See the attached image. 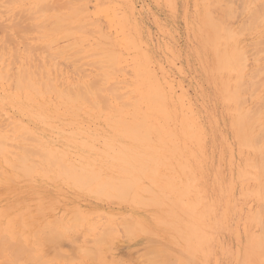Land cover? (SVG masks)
Masks as SVG:
<instances>
[{
    "label": "rangeland",
    "instance_id": "obj_1",
    "mask_svg": "<svg viewBox=\"0 0 264 264\" xmlns=\"http://www.w3.org/2000/svg\"><path fill=\"white\" fill-rule=\"evenodd\" d=\"M15 1L17 3H14ZM15 1L13 0V3H11L12 5H10V3H8V0L7 1L0 0V4H1V6H0V23H2L1 20H5V18H6L5 23H3L2 26L0 24L1 27H3L4 24H7L9 27H11L12 25L14 26V22L16 23V21H17L16 24L22 23L21 21H23V20H21L19 23V21L16 20V18L19 19V17H21L20 14L21 13L23 14L24 12L17 13V14H19L18 15L19 17L18 16L15 17L16 15L14 16V14L16 13V11L17 12L20 10L22 11V9L24 11L28 7H30V8H33L32 12H34V13H36V11L38 12V9L36 10V7L35 6L33 7V5H32L34 3V0H29V1L28 0H22V1L21 0H15ZM25 1H26V3H25ZM61 1L62 0H49V7H48L49 11L48 12H45V14H42L43 10L41 12L39 9L40 12H38V14L37 13L34 14L32 12L27 13L25 18L26 17L28 18V16H30V14L31 15L34 14L33 17L32 16L30 17L32 19V21H31V19L29 20L30 25L40 24L42 27H43V25L46 27L45 24L47 22L53 25L52 21H51L52 22L51 23V22H49L50 20H48V21H45V20L47 17H51V16H53V14H56V12L58 14H59V12L61 13V11L63 10L62 7L65 5V4L63 5L62 3H64V2L66 3V0H63L62 2ZM67 1L69 2V5H71V6H69L68 2H67L66 7H68V6L72 7L75 10H77L79 8V10H77V12H79V14L76 13L77 16L75 15V17L73 18L72 21L74 23L71 26L73 28L76 27V29L78 28L80 32H86L84 30L89 31V29L92 30V32H88V33L86 32V34L85 33L83 34V33H80L79 31H77L78 29L76 31H74L75 29L71 30V28H70L69 31L71 33L67 31L69 33L67 36H65V33L63 34V36L60 34H55V35L51 36L50 38H48L47 40H45L43 38V33H41L42 32L41 28H39V29L37 28L38 31H41L40 36L42 39L39 40L40 37L38 35L39 32L36 33L37 30L36 31L34 30V33H32L33 31L29 33L28 31H26V28H25V31L22 30V32L20 31V33H19L18 31H13L14 30L13 26H12L13 30L11 29L10 31H8L9 27L6 25L8 30L6 28H5V30L8 31V36H9V34L12 35L10 37H12V43H14L13 45H15V43L18 42L16 45L19 47H17L15 45V47L17 48L15 50L16 55L14 53L13 54L16 58L18 57L17 60L16 59L15 60H16V62L19 60L20 64L18 62L15 63V61L13 60L14 56L12 55V49H15V47L12 48L11 47L12 45H9L7 43L9 41L7 39L8 41L6 42V47L8 49L4 48L6 50V53H5V50H3V49H1L2 51L0 50V52L2 53V59H0V69L4 65H6L3 68V69H5L4 71L2 69L0 70L1 75H2V73L6 74L8 72V70L11 69L10 67H12L11 74H14V71H15L14 69H16V67H17V69H19V68H22L23 66L26 69L29 68L31 71H33L35 68L34 72H36V70H37V72H38V70H40V72H38V74L40 76L43 74L42 69H44V71L45 70L47 71V72L46 71L44 72L45 75L47 74L46 75L47 78L51 77V78H54V80L57 78V80H59V82L61 81L63 83H66L67 81H70V80L73 81L74 78H76L78 80V79L82 78L83 77L82 75L85 73H86L85 77H87V75L90 77L91 75L96 74V73H97V75H99V74H101V70H100V68H98L99 65L95 61H97L98 58L101 57L100 52L102 51V49H100V47H102V48L105 47V48H110L112 51L114 50V52L116 51L115 54H116L118 66L117 65L114 66V69H116L117 71H120L118 69H121V71L120 72L115 71V72H117V75L120 78L124 77L125 80L129 83L130 79L133 77L132 76V69L134 68L135 64L137 62L144 61V63L147 64L149 72L151 74L157 76V78H159V80L161 81V84L163 86L164 91H168L169 97L171 98L173 103L179 102L177 104V109L174 113H176L180 116H178V118H177L173 115V119L169 120L170 125H172V128L175 131L174 141H175L176 145L178 146L179 150H178V153L173 157H171V156L159 157L158 156V158H157V156L155 154H153L152 156L155 155L154 157H156L157 160H156V158H154L152 156H150V158H149V156H147V157L144 156L145 158L144 157L141 158L140 155H135V154L131 155V157H130V155L129 156L127 155L125 157V155H122V153L120 152L122 149L125 153H128L126 151V149L128 150L131 147L137 148L138 145H140L139 143L133 142L134 140H132L134 134L136 133V130L140 131L141 133L148 131V135L146 136V138L150 142L149 145H151V146L153 145L152 147H156L157 142H159L160 139L163 137H164L163 138L164 139L163 145L168 146V144H167V140H168L167 136L168 135H166V133H167L166 128H161L163 125L160 126L159 123H157L159 117H158V114H156V113H153L154 118H155L154 121L157 120L155 123L160 128L156 124H153L154 123V121H153V122H151L152 126L151 125L147 126L148 128L145 126H144L145 128L143 126H141L142 128L140 127V128L135 129L133 127L129 128V126H125V127L120 128L116 125L114 126L113 123H111L112 119L109 116L119 114L118 111L117 112L116 111L113 112V110L92 111L93 113H91V111H90V114H93V117L89 113H85L84 111H81V114H79V112H76V114L74 113L76 115L75 120H74V118H73L74 116L71 115V112H69L70 114L67 115L68 113L65 112L64 110H59L58 113H55L56 117L55 116L54 117L55 118L59 117L60 120L64 116H66V119H67V117H69L67 120L65 118H64V120L62 119L61 124L64 121V123L66 124V126H65V124L61 125L60 123H58L59 119H57V121L55 120V118L53 120L51 119V122H49L48 119H46V118H49V115H54V114H51L52 112L49 113V115H48L47 111H46V113L43 111H39V114H37L38 111H36V110H40V109H36V110H30L29 112H25V114H23V112L21 113L20 111H18V109L16 110V108L11 107L8 103H7V105H9L8 107L4 106L3 102H1V99L5 100L7 98V97H5L7 93L9 95L13 94L17 89H15L16 86L14 85L13 81L11 84H13L14 87L10 86V88H9V85H11L10 84L11 80H10V81L6 82V91H5L6 93H5L4 89L2 91L3 87L1 86V83H0V95H1V93L3 95V96H0L1 97L0 98V103H1L0 114L1 115L3 114L2 118L4 120L8 119V121H4L1 118L5 125L2 124V120L0 119V126H2L3 128L5 127V130H3L2 128H0V130L2 129L1 131H3L1 133L2 136H4V137L6 136L5 137L6 141H8L12 138L14 139V141L10 140L7 143L5 141H3V145H5L4 148H7L8 151H11L10 153H13V155L11 156V154L8 151H5V153L1 156L0 165L2 164L3 166L2 165L1 166L4 169H8V168L10 169V163L9 164L5 163L4 159L8 160L9 162H13L15 160L14 157L16 155L22 154L21 152H19V149H17L19 152V153H17V150H15L16 146H20L21 148H24V147L28 148L29 145H27V146L23 145V144H25L26 141L28 144H30V149H32V150L35 149L38 141H41V143L44 141H51L55 146H57V148H56L57 150H59V151L61 150V152L62 151L67 152V154L69 153L68 156L72 155L71 157L69 156V158L67 155H66V158L65 157L60 158L59 161H61V163L58 161L59 158L57 159V161L59 163L55 159H50V161L48 162L42 158L40 151L38 152V150L41 149L40 146L42 147L43 143L41 145L38 144L39 146L36 147V149H37V152L39 153V155H36L37 152L35 151V153H33V154H35L36 156L35 155L30 156V158L33 160V162H36L37 167L40 166L39 168H42L41 169V171L43 170L42 172L39 170V168H37V170L34 171L29 176L28 180L24 178L25 176H23V179H22L21 176L16 177L14 174H12V176H11L12 180L11 181H13V178L15 176V180H14L15 184H13V183L11 184L10 179H9V183H7V185H5V183L8 182V178H7V181L4 183L5 178H3L0 175V182L4 183L5 188H6L4 190V188H3L4 185L3 184H1L3 186L0 185L1 186L0 188H3V189H0V192H1L0 194L3 195L0 197V200L2 199V201H0V219L3 220V221L1 220V222H0V228L1 227L6 228L8 225H11L13 222V218L17 215H21V216H23V219L27 224L30 225L31 221L34 222L32 224L33 226L30 225V227L32 228V229L30 228V233L37 238L43 237L45 235V234H43V236H42V232H45V233L48 232L45 229L47 226H49V227H47L48 230L53 229V227H54V229L56 231H58L57 233H55L56 235L58 233H60V231H62L61 234L65 233L66 234L65 239L62 242H68V243H64L63 245L66 246L67 249L71 250V251H69L70 253L67 252L65 254V256L70 258L71 256H69V254L73 255L72 259H74L75 261L73 260L74 262H72V263L69 261H65L66 258L64 259L63 258L64 255L62 254L61 258H63L64 260L63 259L60 260L58 258H53V259L50 258L49 262L51 260L54 261V262L53 261L50 262V264H85V263L86 264H96V263L97 264H117V263L120 264V262H121V264H153L154 261H158V262H156V264H163V259H165L166 256H165V258H163L164 256L163 257L158 256L159 258H157L155 260V258H153L152 255H149V253L150 252L152 253V251H153V249H150V248L154 247V246L158 247V249L155 248V251L153 253L156 252V254L157 253L160 254L162 251H163L162 253H164V251L166 250L164 255L167 252L169 253V255L171 254L172 256L170 258H172V259L175 258L177 260L176 262L174 261L173 264H175V263L176 264H187V263L188 264H264V249L259 244V240H260L259 238L260 237L264 238V224L261 223L262 227L260 225H258V223L260 222L259 221L260 219L258 220V218H261V221L263 220L262 222H264V212L259 213V211H261V210L264 211V209L262 207V205L264 206V199H262L263 198L262 196H264V193H263V195L259 194V193H261V191L263 192V190H264L263 189L259 192L260 188L263 187V186H261V184H262V182L264 183V174H263L264 172L262 173L263 179H261L262 178V177H260L261 174H258V172L256 170L257 168L254 169V163H256L255 159H257V161H258V156H257L256 152H254L255 149H253V147H250V145L248 143H246L248 138L245 139V137L250 134L249 131H252V128L254 127L252 125L254 120H256V122H257V124L255 125L256 127L264 126V115H263V113H264V107H263L264 102H262L263 101L262 97L264 95V84H263L264 79L262 81L263 82L262 84H258L259 82L257 83V81H256L257 79L255 81H252L255 79L254 76H253L254 79H249L251 73L254 72V70L258 71L260 69L259 67L264 65V50H262V49L253 50V46H255V45L251 46L252 43L257 44V42H260L262 39H264V21H259V22L255 23L254 25H252V27H250L251 30L247 29L248 31H246V29H244V27H246V26L249 27L248 23H246L247 22L246 19L249 16L246 12H244V10H245V7L248 6V4H250V0H227V1L226 0H216L219 3H217L216 1L214 3V0H67ZM224 1L226 2V4H224ZM9 2H12V0H10ZM210 3L213 5H211ZM262 3H263V0H255L253 2L255 7H260L262 5ZM61 4H62V7H61ZM223 4L226 5V7L225 6L221 7L222 8L221 9L222 14L223 13L224 14L226 13V14L225 15L221 14V15L225 16L228 19L224 18L225 20H223L222 16H220L221 20L219 21L220 17L218 16L219 18L218 17L216 18L215 16H217L216 14H218V13L220 14L221 12L216 13L215 11H218L217 9H220V7L217 8L218 5L222 6ZM77 6H79V7L77 8ZM231 6H232V9H231ZM60 7H61V11H59ZM80 7H82V8H80ZM211 7L213 9V12L211 11ZM228 7H230V8H228ZM234 8H236V9H234ZM227 9H229V10L227 11ZM28 10H29V8H28ZM221 10H219V11H221ZM241 10H243V11H241ZM4 11L9 12V13L5 14ZM224 11H227V12H224ZM27 12H29V11H27ZM237 12H240L243 15L238 14ZM39 13H41L42 15L40 14L41 15L40 16ZM236 13L239 16H237ZM227 14L230 15L229 16L230 18L228 17ZM24 15H25V13L23 14V18H24ZM235 16H236V18H235ZM8 17H9V20H7ZM35 17H37L36 18L37 20L35 19ZM38 17H40V18L38 19ZM231 17H232V19H231ZM25 18H24V20H25ZM209 18L214 19L215 21L219 22L220 24H221V22H223L220 25V26H223L222 30L219 32L218 35H216V37L210 43H209V41H207L208 32H209L207 20ZM243 18H245L244 20L246 22L243 20ZM43 20H44V24L42 25L41 22ZM93 21H95V24H92ZM25 22L22 24L23 27H26V25H25L26 23L28 25V22H26V23ZM248 22H249V25L252 24L253 19H248ZM11 23H12V25H11ZM48 23H47V25H48ZM89 23H91L92 25L91 24H90L91 26L88 25ZM227 23H229V24H227ZM244 23H246L247 25H245ZM80 24H81V26L84 24H86L87 26L86 25L82 26L81 28L84 27V29H81L82 30L81 31L80 27H79ZM134 24H136L137 27ZM30 25H28L27 27H29ZM52 25L47 26L48 28H46V30L50 29L52 27ZM99 25H102L101 28ZM239 28L244 29V30L241 29L242 33L239 32V30H240ZM31 29H32V27H31ZM100 29H101V32H100ZM2 30H3V28H2ZM5 30L2 32L0 31V36L2 37V38L0 37V40H1L0 45L2 43H5V41H4V40H6L5 36H7L6 35L7 32H5ZM223 30H224V33L222 32ZM249 30H250V32H249ZM50 31H52V30L50 29ZM94 31H96V32H94ZM3 32H5V33H3ZM16 32H18L19 37L15 36V39H14V35L17 34ZM23 32H26L27 34H22ZM67 32H66V34H67ZM237 32H239V35L236 36V34H238ZM225 33L226 34L228 33V34L225 35ZM231 33L235 37L231 38ZM28 34H30V35H28ZM80 35H82V36L79 37ZM22 37L25 40H23ZM26 37L27 38H35L36 37L37 40L36 39H33V40L29 39L28 40V39H26ZM37 37H39V38H37ZM61 37H62V39H61ZM68 37H70V38L72 37L71 41H70V39L67 40L68 42L64 41ZM226 37H229V38L227 39ZM18 38H22V41H26L27 46L30 45L29 48H31L32 45L35 48V45L37 46L39 44H41V45H39L38 48L43 47V45L47 46L49 49L47 47H45V48H46V50H49V51H47V52H49V54L46 51H44L45 50L44 47H43L44 53L42 51H40L39 49L38 50L34 49V50L39 51V53L37 51H35V54H36L35 56L38 58V60H36V62H34L35 56L31 57V58L29 56V55L34 54L33 51L31 52L32 54H29L25 48V53H24L23 50H24V47H26V46L23 47L22 46L23 44L20 45V43L22 41ZM75 38H77V39H75ZM125 38L130 40V42L132 43L131 45L133 47H128L126 44H124ZM218 38H219V41H218ZM13 39L16 42H13ZM104 40L105 41L107 40V41L105 42ZM80 41H82V42H80ZM26 42H23V43L26 45ZM64 42L66 45H69L68 47L75 46L76 48H78V50L82 49L83 50L82 52H85L86 54H78L75 51L76 48H69V50H67L68 47L65 46ZM72 42L74 43V45H72ZM9 43H11V40ZM44 43H46L47 45ZM69 43H71V44H69ZM63 44L66 47V49H65L66 52L64 50H62V48L64 47ZM261 44H262V41H261ZM263 44H264V40H263ZM51 45H53V46L51 47ZM109 45H111V46H109ZM57 47L59 49H57ZM60 47H61V49H60ZM215 47L219 48V51L222 52V55H225V54L232 55L236 51L239 52V50L244 52V53H242V52L238 53L237 52V54H238L237 57H239L241 60L245 54V56H247V57H244L243 60H244L245 64L247 63L246 64L247 67L244 66L245 65L244 63H241V62H243V60L240 62V60L238 59L239 60V62H238L236 60L237 58L235 57L234 60H236L238 62L239 66L241 65L240 67L236 64L233 65V63H234V60H233L232 65L235 68L232 66L234 68V70H233V68L229 70V66L231 63V60H230L226 65L222 66L221 71L217 70L216 55L214 52ZM1 48H3V47H1ZM42 53H43L44 57H45V53H46V54H48V56L50 55L51 58L55 57L58 54L53 59V60H55L53 62L54 63L56 62L59 64V62L61 63V61H63V60H65L66 62L68 61L67 65L70 68H71V66L69 63H72L71 59H74L75 57H77L76 54H78V56L79 55L81 56V59L79 61L80 64L72 63V69H74L73 64L76 66V65H81V63L82 64L85 63V66H83L84 65L83 64L82 65L83 67L80 66L81 69H79L82 71V69L84 68V72H82L83 74L81 75V73L76 72L74 69V72H76L77 75H79V77H78L77 75L74 74V72L70 73L73 70L70 69L69 67H67V69H68L67 70L66 68H64V65L57 66L56 63L54 65L52 60L51 61L49 60L48 56H47L48 59H47V57H45V59H47L49 61L47 63L48 65H46V64L44 65V62L46 63L47 61H45L44 57L42 56ZM61 53H62V55H61ZM63 53H65V54H63ZM69 53H70V55L72 54V57L68 56L70 61L68 59L66 60L64 58ZM74 53H75V57H73ZM59 54H60V56H59ZM88 54H91L92 56L88 55ZM99 54H100V56H99ZM4 55H5V57H4ZM140 55L142 58L140 57ZM39 56L42 57V59ZM82 57H83V59H82ZM84 57H87V58H84ZM90 57H91V59H90ZM0 58H1V56H0ZM6 58H8V59H6ZM5 59H6V63H4ZM76 59L77 58H75V60ZM10 60L14 62L15 67H13V64H12L13 62H10ZM21 60L22 61L25 60V64L27 66L24 64V62H23V66H22ZM29 60H31V62ZM254 60L258 61V63H255L256 61H254ZM38 61H42L41 62L42 63V65H41L42 69H40V67H38L39 66L38 63H40ZM65 61H63L64 64H66ZM91 61H92V65L86 66V64H88L89 62L91 63ZM145 61H147V62H145ZM253 61L255 64H253ZM76 62H78V61L76 60ZM10 63H11V65H9ZM30 63L33 66V67H31L32 69L29 67V65H31ZM63 63H61V64H63ZM249 63H250V65H249ZM93 65H95V66H93ZM237 66H238V68H237ZM55 67H58V70ZM62 67H63V70H62ZM94 67L97 69H95ZM51 68L53 69L52 70L54 73L53 76L51 75V74H53L51 72ZM76 68L78 69L79 67L77 66ZM230 68H231V66H230ZM256 68H257V70H256ZM17 69H16V71H17ZM69 69L71 70L70 72H68ZM85 69L87 71H85ZM98 69L100 70V73H99ZM150 69H151V71H150ZM249 69H253V70L251 71ZM261 69L264 70L263 67H261ZM11 70H9V71H11ZM56 70L58 71V73ZM241 70H243V72H241ZM62 71H63V74H62ZM126 71L129 72L130 74L127 73ZM237 71L240 73L241 78L246 74H247V77L244 76L243 77L244 79L243 78L238 79L240 77L237 75L238 74ZM262 71L260 70L259 74L264 75V72L261 73ZM8 73H10V72H8ZM56 73H57V75H56ZM70 74H71V78H73V79H71L69 77ZM256 74H258V72L254 73L255 76H256ZM58 75L60 76L59 79H58ZM252 75H253V73H252ZM94 76L97 77L96 75H93L91 77H94ZM248 76H249V78H248ZM259 76H256V78ZM61 77H62V79H61ZM253 77H251V78H253ZM263 77L264 76H262V78ZM244 80L252 81V83L256 82V84H258L261 88L259 90L256 89L258 91L255 94L254 93L255 91L254 92L252 91L255 89V86H253L255 83L252 84L251 82L248 81L249 83H246V85L248 84L247 85L248 87L244 88V85H245ZM239 81H241L240 84L244 83V85H242L243 88L241 86H239L240 87L239 90L241 91V94H242L241 89H244L243 92L247 91V93L244 92L245 94L243 96L239 95L240 91H237L238 87L235 85V84L238 85ZM242 81H244V82H242ZM1 82H2V80H1ZM249 84L252 86V87L250 86V88H252V89L249 88ZM247 88H248V90L251 91L250 95H249V91L247 90ZM12 89L13 90L15 89V91H12ZM233 91H234V93H232ZM174 93L176 95H174ZM247 95H249V96L253 95L254 98L252 97V99H251ZM173 97H176V98H173ZM243 97H245V99H243ZM248 97H249V100H248ZM177 98L180 101H178ZM261 99H262V101H261ZM236 100H237V102H236ZM259 100L263 103V106H262L263 110H261V111H259L260 110V104H261L259 102ZM172 101H171V104L174 106L175 104H173ZM235 102L237 103L236 105H235ZM239 103L242 105V107H241V105H239ZM256 103L259 104V108H257ZM178 107H179V109H178ZM9 108H11V109H9ZM12 109H14V110H12ZM142 109L144 110V108H142ZM255 110H257V111H255ZM30 112L36 116L41 115L44 117V115L45 116L48 115V117L42 118L40 116L41 119H43L44 121L40 120L38 118L39 116L36 117L40 121L39 123H42V125H41L38 123L37 119L31 120V118H30V120H29V117H31V116H29V115H31ZM59 112H61L60 113L61 115L63 113L64 116L63 115H62L63 117L61 115L58 116ZM183 112H184V114H183ZM260 112H262V113H260ZM100 113H102L100 120H99V118H97V120H96L94 116L95 115L98 116ZM130 113L133 114L134 112H131V111L125 112V114H130ZM138 113L139 112H137L136 114H138ZM239 113L241 114V116H243V113H244V118L247 116L248 119H250V120L252 119V117L253 118H254V116L256 117L253 121L251 120L249 122L250 124L247 122L249 124L247 127H250L251 130L247 129V127H246L245 122L247 120L244 121L245 119H247V117L243 120L244 122L240 121V120H239V124L237 123L238 120L236 122V119L238 118ZM24 115H25V117H23ZM86 116H88V117H86ZM181 117L182 118L183 117H190L191 118V122L196 126L195 132H197L196 136H197L198 141H196V142L192 141L191 142V140H187L185 138L186 132H185V128L182 124V120H181L182 118ZM77 118H81V119L85 118V119H83L84 121H82L80 119L82 121V124H81V121L80 120L78 121ZM89 118H90V120H89ZM240 118L242 119V117H240ZM69 119H73V125L75 124L74 126H77V127H74L72 125V127L69 128L71 126V124H69V122H68V121H71ZM109 120L111 121L110 122L111 125L109 123ZM25 121L27 123H30V125H28ZM52 121H53V123H52ZM43 122L46 124V127H45V124H43ZM67 122H68L69 126L67 125ZM77 122H78V124H77ZM241 122L244 123V125H245L244 129L246 128L245 130L242 128ZM11 123H13V125ZM15 123L17 125L20 124V126L21 125L23 126L24 137H23V133L19 132L20 127L14 125ZM108 123H109V125H108ZM236 123H237L238 128L235 126ZM9 124H10V126H9ZM33 124H35V125H33ZM59 124L61 127L59 126ZM240 124H241V126H239ZM97 125L99 126V128ZM6 126H8L9 128L12 127V130L11 129H10L11 131L9 130L11 134L9 133V131H7L9 128L8 127L6 128ZM41 126H42V128H41ZM50 126H51V128H50ZM150 127H151V129H150ZM239 127H241V128L239 129ZM256 127H254V128H255V132L257 133L258 131H260L261 128L256 129ZM15 128H17V130H15ZM44 128H47V129H44ZM56 128H58V129H56ZM59 128H61V129H59ZM74 128H77V129L74 130ZM78 128L79 129L82 128V129L80 131H78ZM84 128H85V130H83ZM33 129H34V131H33ZM67 129H68V131H67ZM134 129H135V131L132 132ZM143 129H144V131H143ZM58 130H59L60 134H59ZM63 130H64V136H61V135H63V132H61ZM71 130L73 131V133L75 131V133L73 134ZM26 131H28V133H30V136L34 137V139L37 138L36 140H38V141L36 142L34 139H32L33 142L34 141L36 142V143L35 142L32 143V142H28V140H25V139H28V138H25L28 135V133ZM52 131H54V132H52ZM82 131H84V132H82ZM138 131H137V134L140 133ZM14 132H15V134H13ZM38 132L40 135L36 134ZM44 132H45V134H47L49 140H46L47 137L44 134ZM57 132L59 135L57 134ZM105 132H107V134H105ZM242 132L244 133V135ZM245 132H246V134H245ZM7 133H9L10 135ZM117 133L120 134L121 136L118 135ZM123 133H124V135H122ZM163 133H165V134L163 135ZM21 134H22V137L24 138L23 141L25 140L24 143L21 141L22 137H21L20 141H19V139H16L17 136L20 138ZM56 134L60 137L58 138V136H55ZM80 134H82L81 137H80ZM90 134L93 135V138L94 137L95 138L93 139ZM125 134H127V135H125ZM159 134L162 135V137ZM67 135H69V136H67ZM72 135H75V136L77 135L76 138L79 137L80 139H84L83 141L85 143L83 145L88 146V147H86V149H88V148L90 149L93 147L91 149V150H93V149H95V147L96 148L98 147V149H96L98 151L97 152L93 151L94 153L91 152L90 150L87 151L86 149H84L85 146L83 147V145H79V144H76V145L74 144V146H76V148H80V149L82 147L81 150H83V151H80V149L76 150L75 147H74L75 149L74 148L72 149L73 143H70L68 140H66L67 138H69ZM105 135H109V138L106 137ZM110 135L114 139L111 138ZM113 135H115V136H113ZM117 135L120 136V138L122 140ZM240 135H242L241 139H240ZM39 136H41V138ZM243 136H244V140H242ZM98 137H101V138H98ZM55 138H57L59 142H55L56 141ZM64 138H66L65 141L62 140ZM103 138H105V140H106L105 142H104ZM52 139L54 140V142L52 141ZM91 139H93V140H91ZM130 139L132 141H130ZM262 139H264V138H262ZM89 140H91V141H89ZM127 140H129V141H127ZM66 141L69 143V145ZM120 141H121V143H120ZM241 141H243L244 143ZM87 142L89 145L87 144ZM106 142H107L108 146L105 145ZM108 142H109V144H108ZM11 143H12V146L15 147V149H14V147L11 146ZM60 143H61V145H60ZM96 143H98V144H96ZM122 143L124 144V146ZM31 144L34 145L35 147L31 146ZM57 144H59V145H57ZM62 144L65 146H63ZM118 144L120 146L122 145V147H124L125 149L122 147L119 148L120 146ZM135 144H137V145H135ZM244 144L246 145V147L244 146ZM7 145L10 146L11 148L7 147ZM90 145L92 147H90ZM101 145H103L104 147L106 146L108 149L105 148L106 149L105 150L104 147ZM109 145L113 146L112 149H111V147H109ZM116 145H118L117 147L120 149V151L117 150L118 148L116 147ZM61 146L65 147V149L68 147V150H70V151H67V149L65 151L64 148L63 149L61 148ZM20 147H17V148H20ZM257 147H259V148L263 147L264 148V141H262L260 144H258ZM43 148H44V145H43ZM101 148H102V152H104L103 150H105V152H107V153H105L106 155L104 153L103 154L98 153L101 151ZM71 149L74 151L72 152ZM109 149L111 151H113V153H111V151H109ZM114 150L117 151V152H115L116 157L114 156L115 155ZM256 150H258V149H256ZM21 151H23V150H21ZM86 151H87V153L89 152L90 155L96 154V156L91 155V156H89V157H92L91 159L90 158L81 159V161H80L79 160L80 157L77 158V156L81 155L80 152H83L84 154L88 155L86 153ZM118 151H119V153H118ZM14 152L16 155H14ZM29 153L32 154L31 152H29ZM98 154L100 156H98ZM107 154H109L110 156ZM112 154H114V155H112ZM129 154H130V152H129ZM103 155L108 160L107 166H105V164H107L106 160L105 159L102 160L104 158ZM3 156H6L8 159L3 157ZM135 156H137V157L140 156V157L136 158ZM39 157L42 159L40 160ZM73 157L74 158L76 157V158L73 159ZM99 157H102V159ZM127 157L131 158L132 160L134 159V161H136V160H140V161H136V163H135L131 159L128 160ZM94 158L96 160L98 158V160L96 161ZM115 158H118L117 162H116ZM120 158H121V160L123 159L122 162L124 164L125 163H128V164H125L126 165L125 166L123 163H120L121 162ZM163 158H167V159H163ZM93 159H94L95 163L92 162ZM110 159L112 160V162L114 163L115 166L112 164ZM153 159H155V160H153ZM158 159H161V160H159L160 162L158 161ZM162 159L165 161H162ZM75 160H77L81 166L84 165L86 168H88L87 164H89V169L93 168V166H90L93 164L94 169H92V170H95L96 172H98L97 170H99V168L102 169V170H100V171H102L101 176H103L104 178H108V175H109V177H111L112 179L114 177H115L114 179H118V178L123 179V180L120 179V181L118 179V182L119 183L121 182V185L123 184L122 186L125 187L124 189H125L126 193L123 194L124 197L121 194H119L117 191H111V193L109 195H105L102 192H97V193H93V195H94L93 196L92 193L89 192L88 190L83 189V191H82V188L80 189L79 187H77L74 184V180H72L70 182V179H68L66 176H68L67 175L68 169H70L71 167H72V169L77 168V166H74V164L77 163V162H74ZM82 160H84V161H82ZM87 160L88 161L91 160V164L89 163L90 161L88 162ZM118 160H119V162H118ZM42 161H43V163H42ZM103 161H105V162L103 163ZM109 161L111 163H109ZM150 161H152V162H150ZM50 162H51V164L54 163V167H51V168L49 167ZM71 162H74V163L72 164ZM81 162L84 164H82ZM40 163H42V164H40ZM67 163H69V164L67 165ZM129 163H130V165H129ZM131 163H132V165H131ZM220 163L222 165H220ZM59 164H63V166H59ZM137 164H139L142 168H138L139 165H137ZM156 164H157V166H156ZM80 165H78V166H80ZM84 166H83V168H85ZM129 166H130V168L128 169ZM95 167L96 168L99 167V168L96 170ZM109 167L111 170L109 169ZM133 167L135 168V170ZM147 167H148V169L146 170ZM158 167H160V168H158ZM119 168H121V169H119ZM124 168H126L127 170H124ZM136 168H137V170H136ZM58 169H59V171H58ZM143 169H144V171H143ZM103 170H105L104 171L105 173H103ZM109 170L111 173L110 172L107 173V171H109ZM113 170L114 171L116 170V171L114 172ZM118 170H119V173H118ZM138 170H139V172H138ZM140 170L142 171V173H140L141 172ZM161 170H163V171H161ZM173 170H174V173L173 172L171 173V171H173ZM48 171L49 172L51 171V172L48 173ZM100 171H99V174H100ZM262 171H264V169H262ZM43 172H45L46 174H42ZM124 172H127V173L129 172L130 174L128 173V175H127ZM134 172H137V173H134ZM147 172H149V173H147ZM181 172H182V174H181ZM58 173L61 175V177H59L60 175H56ZM139 173L142 175H140ZM64 174H65V176H64ZM114 174H116V175H114ZM50 175H52V176H50ZM43 176L45 178L42 179ZM127 176H129V177H127ZM137 176H138V178H136ZM65 177L67 179L66 181L64 179ZM163 177H164V180H165V178L167 180L164 181L163 179H160ZM258 177H260L258 179V180L261 179L260 181L256 180ZM52 178L54 179L53 181H52ZM59 178H61V179H59ZM130 178H131V180H130ZM133 178L135 179L136 182L139 181L138 185H136V183L134 181H132V180H134ZM168 178L172 179V181H169ZM24 179H25V181H24ZM38 179H40V180H38ZM124 179L130 180V181H125ZM221 179H222V181H221ZM17 180L18 181L20 180V181L18 182ZM15 181H17V182H15ZM47 181H49V183H47ZM62 181H64L65 183ZM148 181H149V183H148ZM167 181H169L171 183H168ZM26 182L27 183L29 182V184H30V182L33 183L32 185L30 184V186H32V187H30L29 184H27ZM44 182H46V183H44ZM116 182H117V180H116ZM259 182H260V184H259ZM36 183L38 185H36ZM40 183H41V185H40ZM119 183H118V185H120ZM125 183H127V184H125ZM129 183H130V187H129ZM21 184H26L28 186H26V185L23 186ZM60 184H61V186H60ZM71 184H72V186L75 185L74 188L71 186ZM9 185H10V187H8ZM19 185H21V186H19ZM54 185H56V186H54ZM18 186H19V188H18ZM52 186H53V188H52ZM69 186L72 189H70ZM189 186H191V187H189ZM28 189H30V190H28ZM73 189H74V191H72ZM128 189L131 191H129ZM132 189H133V191H132ZM148 189H151V191L153 190L152 191L153 193L150 194L151 191ZM156 189H157L158 193L156 192ZM8 190L9 191L11 190V191L9 192ZM75 191H77L78 193ZM142 191H144L145 193H146V191H149V192L144 194V192H142ZM83 192H85L86 194ZM11 193L13 196L11 195ZM32 193L36 194V197H34L35 195H33ZM115 193H116V195H115ZM129 193H130V195H129ZM18 194L19 195L21 194L22 196H18ZM5 195H7V197H4ZM117 195H119V197L121 199L123 198L124 201H123V199L119 200ZM29 196H31V197H29ZM95 196L96 197L98 196L99 199L97 198L98 199L97 200L95 198ZM115 196H117V197H115ZM28 197H29V199H28ZM108 197H110V198H108ZM34 198L36 199V201H35L36 203L34 202V200H35ZM105 198L106 199L108 198L107 201ZM146 198H148V199H146ZM163 198L164 199L167 198V199L164 200ZM259 198H261V199H259ZM26 199L28 200V202H26L28 205L22 204L24 201H26ZM102 199L103 200L105 199L104 201H106V202H104ZM10 200H11V202H10ZM22 200H24V201H22ZM41 201H42V203H40ZM171 201H172L173 206L171 204ZM1 202L3 203V205L1 204ZM43 202L45 205L43 204ZM149 202H151V203H149ZM4 203L7 206H5ZM14 203H19V204L16 205ZM33 203H35V204L33 205ZM136 203L137 204L139 203V204L137 205ZM261 203H262V205H261ZM10 204L15 205L17 210L15 208H13V206H11ZM20 205L22 206V208ZM98 206H100V207H98ZM135 206H136V208H135ZM141 206H143V207H141ZM10 207L12 209H10ZM18 207H20V208H18ZM6 208H7V210H6ZM34 208H36V210ZM50 208H51V210H49ZM23 209H25L26 211ZM31 209L32 210L34 209L35 211L34 210L32 211ZM37 209H39L40 211L38 210L39 211L38 212ZM5 210L7 213L4 212ZM30 210H31V212H29ZM132 211L134 213L138 214L139 217L133 216ZM167 211L168 212L170 211V212L168 213ZM37 212H38V214H37ZM73 212L74 213L76 212V213L74 214ZM111 212L118 213V214H116L117 217H121L122 219L117 218L115 216V217H113L114 219H112V217H110V220H109V217L106 216V214L111 213ZM137 212H140V213H137ZM163 212H166L165 213L166 215H164ZM175 212H176V214H174ZM23 213H24V215H23ZM25 213H26V215H25ZM77 214H78V217H76ZM168 214H169V216H168ZM173 214H174V216H172ZM41 215H42V217H41ZM118 215H121V216H118ZM175 215H177V216L175 217ZM185 215L186 216L188 215V216L186 217ZM26 217H29V219L31 217L32 220L30 219L31 220L30 221V220H28V218L26 219ZM73 217H74V219L76 217L77 220L74 221V219H73V221H72ZM255 217H256V221H255ZM41 218L44 219V221L43 220L40 221ZM133 218L137 219V221H135V223H133V220H132ZM70 220L73 223H71ZM78 220H80V221L78 222ZM120 220L123 221L124 223H120L119 222ZM127 220L128 221L131 220V221L128 222ZM54 221H56V223H57V221H59L60 222L58 224L59 226H57V224L55 225ZM68 221H70V223H68ZM82 221H84V223ZM125 221H127V222H125ZM153 221L156 225H154ZM161 222L165 223L166 225L161 223ZM173 222L174 223L176 222L175 223L176 225H174ZM35 223H36V225H35ZM45 223H46V226L44 227ZM51 223H53V224H51ZM92 223H95V225H93ZM125 223L126 224L130 223V224L126 225ZM74 224H76V225H74ZM90 224H92L94 226V229H92L93 227ZM103 224H107L108 227H110V229L112 227L113 230L111 231L109 229L110 232L107 235L108 237L110 236L109 239L107 238V241L110 240V242H109L110 245L107 246L108 248H106V252H105V250H103V251L100 250L99 252L95 251V253H97L95 255H97L96 257L98 258V259H96V261H94L95 259H93V258H95L94 257L95 255L93 256L92 255L93 253H91L92 256L90 255V252H94V251H92L94 249L89 251L88 255H84L83 252L80 253L79 248L76 249V247L78 245L74 246L73 244L69 243L72 238L76 239L78 237H81V238L77 239L80 241L81 245H82V243H85V244L87 243V245L93 246L95 244L94 243L95 240L93 243L89 242V241L91 239H96V237L99 235V232L101 231L100 229H98V226L99 225L102 226ZM135 224L140 229H138ZM71 225H72V227L75 226V227H73V230H75V232L78 233V236H77V233L72 231V229L70 228ZM77 225L78 226L80 225L79 226L80 228ZM163 225H165V226H163ZM167 225H168V227H167ZM126 226H128V227H126ZM132 226H134V227H132ZM143 226H145V228ZM184 226H186V227H184ZM43 227H44V230H43ZM81 227H83V228H81ZM129 227H130V229H128ZM131 227H132V229H131ZM125 228H127L128 230ZM146 229L147 230L149 229V233H151L150 231H152L153 232V233H151L152 235L147 234ZM3 230H7V229H3ZM41 230H42V232H41ZM67 230L68 231L70 230V231L67 232ZM88 230H90V232ZM140 230H142V231H140ZM167 230H168V232H167ZM173 230H174V232H173ZM175 230H178V231L175 232ZM179 230H182V232H180ZM32 231H34V233ZM35 231L41 232V233H37L38 235H36ZM50 231L51 230H49V232ZM113 231H115V232H113ZM131 231H133V232H131ZM183 231H185V232H183ZM134 232H135V234L137 233L136 234L137 236H135V235L133 236L132 233H134ZM178 232H179V234L181 233L182 235H184L186 238H181L184 236L177 234ZM127 233L129 234V237H128ZM173 233H175V235ZM55 234H53V235L55 236ZM140 234L141 235L143 234V235L141 236ZM189 234H191V235H189ZM48 235H50V233ZM74 235H75V237H74ZM153 235H155V236H153ZM167 235H168V237H171V238L168 239ZM170 235H172L173 237L178 235L180 237L176 236L173 239V237ZM192 235H194L197 238L193 237ZM205 235H207V237ZM45 236H47V235H45ZM111 236H112V238H111ZM152 236L154 237L153 239H152ZM156 236H158V237H156ZM187 236H189V237H187ZM70 237H71V239H70ZM125 237H127V238H125ZM85 238L89 239V241L87 242V240H85ZM156 238L161 239V240H158ZM178 238H180V239H178ZM263 238H261V240H260L261 244H262V241L264 242ZM191 239H192V241H191ZM135 240H137V242ZM148 240L155 241L157 246L154 242H152L151 244H148V242H149ZM165 241H166V243L168 241L169 242L166 244ZM170 241H172L175 244H173L171 242L172 243V245H171ZM181 241L184 242V243H182L183 246H180ZM138 242H139V244H138ZM48 243L49 242H47V244ZM80 243L78 242L77 244H80ZM135 243H137L136 246H135ZM177 243H178V245H176ZM43 244L44 243L35 244V245L39 246V245H43ZM159 244H162L163 248ZM169 244H170V246H169ZM256 244H258V245H256ZM46 245L38 248L37 250H46V249L48 250V248H51L53 246L52 242L50 244H48L47 246ZM70 246H72V247H70ZM73 246H74V249H73ZM101 246L104 247L105 244H101L99 247H101ZM111 246H113V247H111ZM186 246L188 249L186 248ZM258 246H260V247H258ZM262 246H264V244H262ZM181 247L184 248V250L181 249ZM192 247L195 249L193 250ZM255 247H256V249H255ZM161 248L164 250H161V252H160ZM165 248H167V249H165ZM259 248L260 249L262 248L263 250L261 249V251H259ZM179 249H181V250H179ZM148 250L149 251L151 250V251L148 252ZM157 250H158V252H157ZM186 250H189V251H186ZM181 251H183V253ZM162 253H161V255H162ZM180 253H182L184 255H182ZM81 254H83L84 256L81 257ZM147 254H148V256H147ZM156 254H154V255H156ZM166 255H168V254H166ZM149 256L150 257L152 256V257L150 258ZM58 257H59V255H58ZM79 258H81V259H79ZM82 258H84L85 260ZM147 258H149V259H147ZM145 259H147V260H145ZM150 259H154L153 262ZM172 259H170V261H173ZM165 260H168V259H165ZM92 261H94V262L92 263ZM140 261H141V263H140ZM146 261H149V262L151 261V263H148V262L146 263ZM170 261L168 263H166V262L165 263L166 264H169V263L172 264V262H170ZM67 262H69V263H67ZM159 262H162V263H159Z\"/></svg>",
    "mask_w": 264,
    "mask_h": 264
},
{
    "label": "bare ground",
    "instance_id": "obj_2",
    "mask_svg": "<svg viewBox=\"0 0 264 264\" xmlns=\"http://www.w3.org/2000/svg\"><path fill=\"white\" fill-rule=\"evenodd\" d=\"M5 1H7V0H5ZM10 0H8V3H10V5H12L11 3H13V0H12V2H9ZM15 1V0H14ZM22 1V0H21ZM29 1V0H28ZM27 1V2H28ZM63 1V0H62ZM61 1V2H62ZM215 1L216 0H214V3H215ZM227 1V0H226ZM255 0H250V4H248V6H246L245 7V10H244V12H246L247 14H248V18L246 19V21L244 20L245 18H243V20L246 22V23H248V26L249 27H244V29H246V31H248L247 29H250L251 30V28L250 27H252V25H254L255 23H257V22H259V21H264V0H263V3H262V5L260 6V7H255V5L253 4V2H254ZM68 1L66 0V3H67ZM217 2V1H216ZM14 3H17L16 1L14 2ZM20 3V2H19ZM25 3H26V1H25ZM33 3V2H32ZM65 2L64 3H62L64 6L62 7V4H61V7L63 8V10L61 11V7H60V10L59 11H61V13L59 12V14L56 12V14H53V16H51V17H47L46 18V20L45 21H48V20H50L49 22H53V25L52 24H50V23H48V25H47V23L45 24L46 25V27L43 25L44 24V20L41 22L42 23V25H43V27L40 25V24H36V25H34V24H32V25H30V23H29V20L31 19L30 17L32 16L33 17V15L34 14H38V12H42V10H43V13L42 14H45V12H48L49 10H48V7H49V0H34V3L32 4L33 5V7L35 6L36 7V10L38 9V12L36 11V13H34V12H32V9L33 8H30V7H28L29 8V10H28V8L26 9V10H24L23 11V9H22V11L20 10V11H16V13L14 14V16L15 17H17L19 14H17V13H19V12H24L25 13V15H24V18H25V16H26V14L27 13H34L33 15H31L30 14V16H28V18L26 19L25 18V20H24V18H23V14L21 13L20 15H21V17H19V19L18 18H16V20H18L19 21V23H20V21L21 20H23V21H21L22 23H20V24H16L17 23V21H16V23L14 22V26L12 25V23H11V25L13 26V28H14V30H13V28H12V26L11 27H9L7 24H4V26L3 27H1L2 26V24L3 23H5V21H6V18H5V20H1L2 21V23H0L1 24V26H0V31L2 32V31H4L5 30V28L7 29V26L9 27L7 30L8 31H10L11 29L13 30V31H18L19 33H20V31L22 32V30L23 31H25V28H26V31H28L29 33L30 32H32V33H34V30L36 31L37 30V28L39 29V28H41V31H38L37 30V32L36 33H38V35H39V37H37V38H39V40L40 39H42L41 38V36H40V32L41 33H43V38L45 39V40H47L48 38H50L51 36H53V35H55V34H60V35H62L63 36V34L65 33V36H67L69 33L68 32H70L69 31V29L71 28V30H73V29H75L74 31H76L77 29H76V27L75 28H73L71 25L74 23L72 20H73V18L75 17V15L77 16V14L76 13H78L79 14V12H77V10H79V6H77V10H75V9H73L72 7H69V6H71V5H69V2H68V7H66L67 6V4H66ZM217 3H219V2H217ZM211 4V3H210ZM224 4H226V2L224 1ZM222 5V6H220V5H218V7L217 8H219L220 7V9H217L218 11H215L216 13L217 12H221L220 14L218 13V14H216L217 16H215L216 18L219 16H222L223 14H222V8L221 7H226V5ZM9 5V4H8ZM9 5V6H10ZM83 5V4H82ZM211 5H213V4H211ZM210 5V6H211ZM0 6H1V4H0ZM81 6V5H80ZM215 6V5H214ZM65 7V8H64ZM109 7V6H108ZM80 8H82V7H80ZM228 8H230V7H228ZM39 9H40V11H39ZM231 9H232V6H231ZM234 9H236V8H234ZM233 9V10H234ZM8 10V9H7ZM83 10V9H82ZM219 10H221V11H219ZM229 9H227V11H228ZM243 10H241V11H243ZM10 11V10H9ZM27 11H29V12H27ZM98 11V10H97ZM119 11V10H118ZM211 11L213 12V9H212V7H211ZM227 11H224V12H227ZM240 11V12H241ZM5 12V11H4ZM200 12V11H199ZM211 12V13H212ZM231 12V11H230ZM235 12V11H234ZM240 12H237L238 14H242V13H240ZM243 12V13H244ZM6 13H9V12H5V14ZM229 13V12H228ZM236 13V14H237ZM41 13H39V15H40ZM41 14V15H42ZM209 14V13H208ZM222 14V15H221ZM226 14V13H225ZM224 14V15H225ZM230 14V13H229ZM237 14V16H239ZM40 15V16H41ZM228 15V14H227ZM226 15V16H227ZM232 15V14H231ZM243 15V14H242ZM13 16V17H14ZM127 16V15H126ZM210 16V15H209ZM230 15H228V17H229ZM233 16V15H232ZM11 17V16H10ZM46 17V16H45ZM218 17V18H219ZM234 17V16H233ZM241 17V16H240ZM37 17H35V19H36ZM40 17H38V19H39ZM228 19V18H226L225 16H222V19L223 20H225V19ZM230 18V17H229ZM235 18H236V16H235ZM15 19V18H14ZM231 19H232V17H231ZM248 19H253V23L252 24H250L249 25V22H248ZM7 20H9V17H8V19ZM13 20V19H12ZM27 20V21H26ZM37 20V19H36ZM41 20V19H40ZM82 20V19H81ZM221 20V17H220V19H219V21ZM230 20V19H229ZM28 22V25H30L29 27H27L28 25H27V23L26 22ZM31 21H32V19H31ZM96 21V20H95ZM95 21H93L92 22V24H95ZM26 23L25 25H26V27H23L22 26V24L23 23ZM51 22V23H52ZM223 22H221V24H222ZM246 23H244L245 25H247ZM50 24V25H49ZM91 23H89L88 25H90ZM91 24V25H92ZM97 24V23H96ZM219 22H217V21H215L214 19H212V18H209L208 20H207V25H208V29H209V32H208V37H207V41H209V43L216 37V35H218L219 34V32L222 30V27L223 26H220L221 25ZM225 24V23H224ZM223 24V25H224ZM227 24H229V23H227ZM226 24V25H227ZM7 25V26H6ZM24 25V26H25ZM52 25V27L50 28L52 31H50V29H47L46 30V28H48L47 26H51ZM86 24H84V25H82V26H85ZM90 25V26H91ZM130 25V24H129ZM136 27H137V25L136 24H134ZM79 26V25H78ZM81 26V24H80V30L81 29H84V27L83 28H81L82 27ZM87 26V25H86ZM100 26V28H101V26L102 25H99ZM113 26V25H112ZM24 29H23V28ZM31 27H32V29H31ZM36 27V28H35ZM45 27V28H44ZM124 27V26H123ZM2 28H3V30H2ZM118 29V28H117ZM240 29V28H239ZM238 29V30H239ZM241 29H243V28H241ZM241 29L239 30V32H241L242 33V31H241ZM243 29V30H244ZM7 30H5V32H7V36H5L6 37V40H4L5 41V43H2L1 45H0V50L1 49H3V50H5V49H8L7 47H6V42L9 44V45H12L11 47L13 48V47H15V45L18 43H15V45H13L14 43H12V37H10V36H12L11 34H9V36H8V31ZM137 30V29H136ZM250 30H249V32H250ZM68 31V32H67ZM77 31H79V29L77 30ZM82 31V30H81ZM84 31H86L87 33L88 32H92V30H90L89 29V31H87V30H84ZM231 31V30H230ZM237 31V30H236ZM235 31V32H236ZM5 32H3V33H5ZM18 32H16L17 34H15L14 35V39H15V36L17 37L19 34H18ZM66 32H67V34H66ZM80 32V31H79ZM86 32H80V33H85L86 34ZM94 32H96V31H94ZM98 32V31H97ZM100 32H101V29H100ZM223 33H224V30L222 31ZM227 32V31H226ZM239 32H237L238 34H236V36L237 35H239ZM31 33V34H32ZM71 33V32H70ZM22 34H27L26 32H23ZM99 34V33H98ZM102 34V33H101ZM199 34V33H198ZM228 34V33H227ZM226 33H225V35H227ZM234 34V33H233ZM28 35H30V34H28ZM37 35V34H36ZM88 35V34H87ZM93 35V34H92ZM21 36V35H20ZM64 36V37H65ZM72 36V35H71ZM82 35H80L79 37H81ZM101 36V35H100ZM99 36V37H100ZM230 36V35H229ZM1 37V36H0ZM10 37V38H9ZM19 37V36H18ZM63 37V38H64ZM232 37H235V36H233L232 35V33H231V38ZM239 37V36H238ZM2 38V37H1ZM23 38V37H22ZM22 38H18V39H20L21 41H22ZM72 38V37H71ZM71 38L70 37H68L66 40H64V41H67V40H69L70 39V41H71ZM227 39L229 38V37H226ZM225 38V39H226ZM5 39V38H4ZM8 39V40H7ZM13 39V42H16L15 40ZM26 39H31V40H33V39H36V37L35 38H27L26 37ZM61 39H62V37H61ZM74 39V38H73ZM72 39V40H73ZM75 39H77V38H75ZM10 40H11V43H9L10 42ZM23 40H25L24 38H23ZM37 40V39H36ZM56 40V39H55ZM103 40V39H102ZM263 40L264 39H262L261 41H262V44H263ZM1 41V40H0ZM3 41V42H4ZM20 41V42H21ZM60 41V40H59ZM58 41V42H59ZM74 41V40H73ZM105 41V40H104ZM107 41V40H106ZM105 41V42H106ZM218 41H219V38H218ZM228 41V40H227ZM261 41L260 42H257V44H253L252 43V45L251 46H253V45H255V46H253V50H258V49H262V50H264L263 48H264V44L262 45L261 44ZM23 42H26V41H22L21 43H20V45H22L23 47L24 46H26V47H24V53H25V48H26V50H27V52L29 53V54H32L31 52L33 51V53L34 54H32V55H29L30 56V58L31 57H34L36 54H35V51H37L38 49L40 50V51H42L43 52V47H44V51H49V50H46V48L45 47H47V46H45V45H43V47H41V48H38V46L39 45H41V44H39V45H35V48L33 47V45H32V47L31 48H29L30 47V45L29 46H27V42H26V45L23 43ZM57 42V41H56ZM63 42V41H62ZM68 42V41H67ZM66 42V43H67ZM78 42V41H77ZM80 42H82V41H80ZM104 42V43H105ZM226 42V41H225ZM54 43V42H53ZM52 43V44H53ZM103 43V42H102ZM101 43V44H102ZM140 43V42H139ZM44 44H46V43H44ZM64 44H65V42H64ZM64 44H63V46H64ZM68 44V43H67ZM69 44H71V43H69ZM79 44V43H78ZM106 44V43H105ZM104 44V45H105ZM124 44H126L128 47H133L131 44V42H130V40L129 39H127V38H125L124 39ZM251 44V43H250ZM261 44V45H260ZM47 45V44H46ZM72 45H74V43L72 42ZM84 45V44H83ZM95 45V44H94ZM123 45V44H122ZM17 46V45H16ZM50 46V45H49ZM53 45H51V47H52ZM59 46V45H58ZM65 46H69V45H66L65 44ZM64 46V47H65ZM109 46H111V45H109ZM260 46V47H259ZM1 47H3V48H1ZM17 47H19V46H17ZM22 47V48H23ZM62 48V50H64L65 52H66V47L65 48ZM86 47V46H85ZM108 47V46H107ZM258 47V48H257ZM5 48V49H4ZM11 48V49H12ZM48 48V47H47ZM69 48H76L75 46H73V47H68V49L67 50H69ZM17 48L15 47V49H12V55L14 56V54L16 55V53H15V50H16ZM34 49H37V50H34ZM49 49V48H48ZM52 49V48H51ZM57 49H59L58 47H57ZM60 49H61V47H60ZM97 49V48H96ZM100 49H102V51L100 52V54H101V57L100 58H98V60L97 61H95L99 66H98V68H100V70H101V74H99L100 73V70L98 69V71H99V75H97V73L96 74H93V75H96L97 77H91V76H93V75H91L90 77L87 75V77H85V74H83L82 72H84V68L82 69V71L81 70H79V69H81L80 68V66H82L83 64V66H85V63H81V65H74L73 64V68L75 69V71L76 72H78V73H81V75L83 76L82 78H80V79H76V78H74V82L72 81V80H70V81H67L66 83H63V82H59V80H57V78L54 80V78H47L46 77V75H45V71H44V69H42V61H38V62H40V63H38V67H40V69H42V72H43V74L40 76L39 74H38V72H40V70H38V72H37V70H36V72H34L35 71V68H34V70L33 71H31L29 68L28 69H26V68H24V66H23V62H24V64H25V60H21V62H22V68H19V69H17V67H16V69H17V71H16V69H14L15 71H14V74H11V72H12V67H10L11 69H9V70H11V71H9L8 70V72H10V73H6V74H3L2 73V75H1V73H0V83H1V86L3 87L2 88V91H3V89H4V92L6 91V82L7 81H10V84L12 83V81H13V83H14V85L16 86V88L15 89H17L16 91H15V89L13 90L12 89V91H15L13 94H6V96L5 97H7L5 100H2L1 99V102H3V104H4V106H11V107H13V108H16V110L18 109V111H20L21 113L23 112V114H25V112H29L30 110H36V109H40V110H36V111H38L37 112V114H39V111H43V112H45L46 113V111L48 112L47 114L49 115V113H51V114H54V115H49V118H46V119H48V121L49 122H51V119L53 120L56 116V114L55 113H58V111L59 110H64L65 112H67L68 114L67 115H69L70 113L69 112H71V115L72 116H74L73 118H74V120H75V117H76V112H79V114H81V111H84L85 113H89L90 114V111H91V113H93L92 111H105V110H113V112L114 111H118V113L119 114H116V115H113V116H109L112 120V122L109 120V123L111 122V123H113V125L115 126H118V127H120V128H122V127H125V126H129V128L130 127H133V128H135V129H137V128H140L141 126H145V127H147V126H152V124H151V122H153L154 121V115H153V113H156V114H158V117H159V119H158V121L157 120H155L154 121V123L153 124H156L155 122L157 121V123H159V125L161 126V125H163L161 128H166V135H168L167 136V138H168V140H167V144H168V146H165V145H163V142H164V137L163 138H161L160 139V141L159 142H157V145H156V147H152L151 145H149V141L147 140V138H146V136L148 135V131H146V132H143V133H141L140 131H138V130H136V133L134 134V136H133V139L132 140H134L133 142H137V143H139L140 145H138V147L136 148H134V147H131V148H129L128 150L126 149V151L128 152V153H125L122 149H121V151H120V149L119 148H121L122 147V145L120 146L119 144L121 143V141H120V143L118 144L120 147L118 148L117 146L118 145H116V147L118 148L117 150H119L121 153H122V155H125V157L128 155H130V157H131V155H140L141 156V158H143L144 156L145 157H147V156H149V158H150V156H152L153 154H155L156 156H157V158H158V156L159 157H169V156H171V157H173V156H175L177 153H178V150H179V148H178V146L176 145V143H175V141H174V134H175V131L173 130V128H172V125H170V123H169V120H172L173 119V115L175 116V117H177L178 118V116H180V115H178V114H176V113H174L175 111H176V109H177V104L179 103V102H175V103H173V101L171 100V98L169 97V93H168V91H164V89H163V86H162V84H161V81L159 80V78H157V76H155V75H153V74H151L150 72H149V70H148V67H147V64L146 63H144V61H142V62H137L136 64H135V66H134V68L132 69V78L130 79V82L128 83L126 80H125V78L123 77V78H120L118 75H117V72H120L121 71V69H118V70H120V71H117L116 69H114V66H118V64H117V59H116V54H115V52H114V50L112 51L110 48H102V47H100ZM10 50V49H9ZM2 51V50H1ZM51 51V50H50ZM55 51V50H54ZM78 54H86L85 52H82L83 50L81 49H79L78 50V48H76V50H75ZM100 51V50H99ZM137 51V50H136ZM38 53H39V51H37ZM63 52V51H62ZM68 52V51H67ZM75 52V53H76ZM134 52V51H133ZM138 52V51H137ZM215 55H216V66H217V70H219V71H221L222 70V66L223 65H226L230 60H231V63H230V66H231V68H230V66H229V70L230 69H232L234 66L233 65H238V62H239V60H240V58L239 57H237V52L238 51H236V52H234L232 55H229V54H225V55H222V52H220L219 51V48L218 47H215ZM240 52H242V51H240L239 50V52L238 53H240ZM4 53V52H3ZM5 53H6V50H5ZM9 53V52H8ZM14 53V54H13ZM44 53V52H43ZM43 53H42V56L44 57V55H43ZM48 54H49V52H47ZM58 53V52H57ZM60 53V52H59ZM73 53V52H72ZM75 53L73 54V57H75ZM242 53H244V52H242ZM48 54H46L45 53V57H47L48 56ZM51 54V53H50ZM56 54V53H55ZM63 54H65V53H63ZM67 54V53H66ZM78 54H76V56L77 57H75V58H77L76 60L79 62L80 61V59H81V56L79 55L78 56ZM92 54V53H91ZM91 54H88V55H91ZM95 54V53H94ZM100 54H99V56H100ZM231 54V53H230ZM6 55V54H5ZM5 55H4V57H5ZM8 55V54H7ZM41 55V54H40ZM58 55V54H57ZM56 55V56H57ZM61 55H62V53H61ZM241 55V54H240ZM243 55V54H242ZM0 56H1V58L0 59H2V53L0 52ZM55 56V57H56ZM59 56H60V54H59ZM68 56L70 57H72V54L70 55V53L67 55V56H65L64 58L67 60H69V58H68ZM92 56V55H91ZM36 57V56H35ZM34 57V62H36V60H38V58L36 57L35 58ZM40 57V56H39ZM45 57H44V59H45ZM49 57V60L51 61L52 60V62L53 61H55V60H53L55 57H53V58H51L50 57V55L48 56ZM48 57H47V59H48ZM79 57V58H78ZM140 57H141V55H140ZM235 57L237 58L236 60L238 61H236V60H234L235 59ZM244 57H247V56H245V54H244ZM243 57V58H244ZM14 58V59H13ZM12 59L15 61V63H19L20 64V61L18 60L17 62H16V60H17V58L14 56ZM41 59H42V57H40ZM59 58V57H58ZM75 58L74 59H71L72 61V63H77V64H80V62L78 63V62H76V60H75ZM84 58H87V57H84ZM93 58V57H92ZM142 58V57H141ZM243 58L240 60V62L243 60ZM6 59H8V58H6ZM6 59L4 60V63H6ZM16 59V60H15ZM47 59H45V61H47L46 63L44 62V65L46 64V65H48L47 63L49 62ZM82 59H83V57H82ZM90 59H91V57H90ZM150 59V58H149ZM239 59V60H238ZM246 59V58H245ZM32 60V59H31ZM31 60H29L30 62H31ZM58 60V59H57ZM74 60V61H73ZM233 60H234V63H233V65H232V62H233ZM63 61H65V60H63ZM63 61H61V63H63ZM70 61V60H69ZM149 61V60H148ZM254 61H256V60H254ZM254 61H253V64H255V63H258V61H256L255 63H254ZM10 62H13V61H11L10 60ZM66 62V61H65ZM68 62V61H67ZM67 62H66V64H61L60 62H59V64L58 63H56V65L57 66H59V65H64V68H66L67 69V67H69L68 65H67ZM145 62H147V61H145ZM54 63V62H53ZM55 63H54V65H55ZM72 63H69L70 64V66H71V68L70 69H72ZM90 63V62H89ZM86 64V66L88 65H92V61H91V63L90 64ZM149 63V62H148ZM241 63H244V60H243V62H241ZM3 64V63H2ZM13 64V67H15L14 65V62L12 63ZM31 64V63H30ZM35 64V63H34ZM240 64V63H239ZM245 64V63H244ZM247 64V63H246ZM244 65L245 67H247V65ZM252 64V63H251ZM4 65V64H3ZM9 65H11V63L9 64ZM26 65V64H25ZM67 65V66H66ZM243 65V64H242ZM249 65H250V63H249ZM260 65V64H259ZM4 66H6V65H4ZM4 66L1 68L3 71L5 70V69H3L4 68ZM27 66V65H26ZM35 66V65H34ZM53 66V65H52ZM51 66V67H52ZM75 66V67H74ZM79 67L78 69L76 68V67ZM82 66V67H83ZM93 66H95V65H93ZM233 66V67H232ZM239 66V65H238ZM238 66H237V68H238ZM241 66V65H240ZM239 66V67H240ZM29 67L31 68V67H33L32 66V64L31 65H29ZM46 67V66H45ZM92 67V66H91ZM97 67V66H96ZM261 67H263L264 68V65L263 66H261ZM261 67H259L260 69L258 70V71H255L254 70V72H252L253 73V75H252V73H251V75H250V78H249V76H248V78L249 79H254V77H255V79L254 80H252V81H255L256 79V81H257V83L258 84H262L264 81H263V79H264V77L262 78V76H264L263 74L261 75V74H259L260 72V70L262 71L263 69H261ZM37 68V67H36ZM48 68V67H47ZM55 68H57V70H58V67H55ZM95 68V67H94ZM235 68V67H234ZM234 68H233V70H234ZM243 68V67H242ZM0 69V70H1ZM32 69V68H31ZM69 69V71L68 72H70L71 70ZM74 69H72L73 71H71L70 73H73L74 72ZM77 69V70H76ZM95 69H97V68H95ZM53 69L51 68V72L53 73V71H52ZM56 70V71H57ZM62 70H63V67H62ZM68 70V69H67ZM125 70V69H124ZM123 70V71H124ZM153 70V69H152ZM238 70V69H237ZM245 70V69H244ZM249 70H253V69H249ZM256 70H257V68H256ZM85 71H87L86 69H85ZM90 71V70H89ZM93 71V70H92ZM115 71H117V72H115ZM150 71H151V69H150ZM240 71V70H239ZM2 72V71H1ZM47 72V71H46ZM76 72H74V74L75 75H77V73ZM96 72V71H95ZM127 72V71H126ZM238 72V71H237ZM241 72H243V70H241ZM258 72V74H256V76H259V77H257L256 78V76L254 75V73H257ZM264 72V70L261 72V73H263ZM57 73H58V71H57ZM57 73H56V75H57ZM94 73V72H93ZM127 73H129V72H127ZM11 74V75H10ZM62 74H63V71H62ZM73 74V75H74ZM130 74V73H129ZM128 74V75H129ZM45 75V76H44ZM52 76L54 75V73L53 74H51ZM74 75V76H75ZM90 75V74H89ZM240 78H238V79H242L244 76L245 77H247V74L246 75H244L242 78H241V75H240V73L238 72V74H237ZM43 76V77H42ZM78 77H79V75H77ZM76 76V77H77ZM167 76V75H166ZM254 76V77H253ZM59 75H58V79H59ZM70 78H71V74H70V76H69ZM251 77H253V78H251ZM169 78V77H168ZM61 79H62V77H61ZM71 79H73V78H71ZM170 79V78H169ZM244 79V78H243ZM261 79V80H260ZM1 80H2V82H1ZM245 81V85H246V83H249V82H251L252 83V81H247V80H244ZM244 81H242V82H244ZM247 81V82H246ZM263 81V82H262ZM172 82V81H171ZM240 82L241 81H239V83H238V85L237 84H235L238 88H237V91H240L239 89H240V87L239 86H241L242 88H243V86L242 85H244V83L243 84H240ZM163 83V82H162ZM250 83V84H251ZM255 83V84H254ZM128 84V85H127ZM240 84V85H239ZM249 84V88H250V86L252 85V84H254L253 86H255V89L254 90H252L255 94L257 93V91L261 88L258 84H256V82H253L251 85ZM264 84V83H263ZM14 85L13 84H11V85H9V88H10V86H12V87H14ZM219 85V84H218ZM244 85V88H246V87H248L247 85L245 86ZM169 86V85H168ZM257 86V87H256ZM263 86V85H262ZM11 87V88H12ZM252 87V86H251ZM236 89V88H235ZM250 89H252V88H250ZM256 89H258V90H256ZM233 90V89H232ZM242 90V94H241V91H240V94L239 95H241V96H243L245 93H247V91H244L243 92V90L244 89H241ZM247 90H248V88H247ZM249 91V95H250V93H251V91L250 90H248ZM168 94H167V93ZM174 92V91H173ZM6 93V92H5ZM4 93V94H5ZM232 93H234V91L232 92ZM8 95V96H7ZM174 95H176L175 93H174ZM233 95V94H232ZM249 95H247V96H249ZM0 96H3L2 95V93H1V95ZM177 97V96H176ZM176 97H173V98H176ZM232 97V96H231ZM251 99H252V97H253V95H251V96H249ZM249 97H248V100H249ZM1 98V97H0ZM247 98V97H246ZM254 98V97H253ZM263 101H262V99H261V101L262 102H264V95H263ZM178 99V98H177ZM185 99V98H184ZM243 99H245V97H243ZM250 99V100H251ZM171 101H172V103L173 104H175L174 106L171 104ZM178 101H180L179 99H178ZM246 101V100H245ZM260 100H259V102L262 104H260V110L259 111H261V110H263L262 108L264 107L263 106V103L261 102ZM236 102H237V100H236ZM235 102V105L237 104ZM258 102V103H259ZM7 103L9 104V105H7ZM191 103V102H190ZM242 103V102H241ZM233 104V103H232ZM257 104V103H256ZM255 104V105H256ZM0 105H1V103H0ZM239 105H241L240 103H239ZM254 105V104H253ZM263 106V107H262ZM183 107V106H182ZM238 107V106H237ZM241 107H242V105H241ZM142 108H144V110L142 109ZM257 108H259V104H257ZM3 109V108H2ZM9 109H11V108H9ZM178 109H179V107H178ZM238 109V108H237ZM12 110H14V109H12ZM11 110V111H12ZM15 110V111H16ZM196 110V109H195ZM239 110V109H238ZM258 110V109H257ZM257 110H255V111H257ZM126 111H131V112H139L138 114H125V112ZM143 111V112H142ZM246 111V110H245ZM258 111V112H259ZM33 112V111H32ZM54 112V113H53ZM263 112V111H262ZM262 112H260V113H262ZM13 113V112H12ZM19 113V112H18ZM61 112H59V115L58 116H60L61 114H60ZM74 115H73V114ZM99 113V112H98ZM103 113V112H102ZM102 113H100L98 116L97 115H95L94 117H95V119L97 120V118H99V120H100V118H101V114ZM241 113V112H240ZM238 114V118L236 119V122H237V120H238V124H239V120L240 121H243L245 118H244V113H243V116H241V114ZM14 114V113H13ZM30 114L31 115H29V116H31V117H29V120H30V118H31V120H33V119H37L38 120V118L40 119V120H42V121H44L43 119H41V117L42 118H44V117H48V115L47 116H45L44 115V117L43 116H41V115H37V116H39L38 118H36L37 116L36 115H33L31 112H30ZM115 114V113H114ZM183 114H184V112H183ZM3 115V114H2ZM2 115L0 114V119L2 118ZM21 115V114H20ZM62 115L64 116V114L62 113ZM61 115V116H62ZM70 115V116H71ZM92 117H93V114H90ZM196 115V114H195ZM240 115V116H239ZM263 115H264V113H263ZM41 116V117H40ZM55 116V117H54ZM57 116V117H58ZM62 116V117H63ZM71 116V117H72ZM78 116V115H77ZM23 117H25V115L23 116ZM27 117V118H28ZM70 117V118H71ZM86 117H88V116H86ZM85 117V118H86ZM240 117H242V119L240 118ZM22 118V117H21ZM64 118L66 119V116H64L63 118H61V120H60V118L58 117V118H55V120L57 121V119H59L58 120V123H60L61 124V122H62V119L64 120ZM69 117H67V119H68ZM85 118H83V119H85ZM114 118V119H113ZM182 118V117H181ZM256 117L254 116V118L252 117V121L255 119ZM3 119V118H2ZM1 119V120H2ZM23 119V118H22ZM50 119V120H49ZM66 119V120H67ZM81 118H77V120L79 121ZM83 119H81L82 121H84ZM88 119V118H87ZM94 119V120H95ZM4 120V119H3ZM3 120H2V124H4L3 123ZM26 120V119H25ZM69 120H71V121H68L69 122V124H71V126L69 127V128H71L72 127V125H73V119H69ZM80 120V121H81ZM89 120H90V118H89ZM95 120V121H96ZM107 120V119H106ZM105 120V121H106ZM182 124H183V126H184V128H185V132H186V135H185V138L187 139V140H191V142L192 141H194V142H196V141H198V139H197V132H195V130H196V126L191 122V118L190 117H183L182 119ZM247 120V121H246ZM250 119H248V117H247V119H245L244 121H246L245 122V124H246V127L250 124L249 122L251 121ZM4 121H8V119H6V120H4ZM41 121V122H42ZM82 121H81V124H82ZM243 121V122H244ZM10 122V121H9ZM26 122V121H25ZM29 122V121H28ZM40 121L38 120V123H39ZM46 122V121H45ZM48 122V123H49ZM68 122H67V125L69 126V124H68ZM72 122V123H71ZM87 122V121H86ZM243 122H241V124H242V128L244 129V123ZM249 124H248V123ZM8 123V122H7ZM17 123V122H16ZM14 124V125H16V126H18V127H20L19 128V132H21V133H23L24 132V128H23V126L21 125L20 126V124ZM27 123V122H26ZM52 123H53V121H52ZM80 123V122H79ZM109 123H108V125H109ZM111 123H110V125H111ZM237 123H236V127L238 128V126H237ZM12 125H13V123H11ZM28 125H30V123H27ZM39 124H41L42 125V123H39ZM43 124H45L44 122H43ZM60 124H59V126H60ZM63 124H65L64 123V121H63V123L61 124V125H63ZM77 124H78V122H77ZM241 124L239 125V126H241ZM257 124V122H256V120H254L253 121V126L254 127H256L255 125ZM5 125V124H4ZM33 125H35V124H33ZM38 125V124H37ZM49 125V124H48ZM51 125V124H50ZM75 125V124H74ZM73 125V126H74ZM86 125V124H85ZM157 125V124H156ZM178 125V124H177ZM9 126H10V124H9ZM55 126V125H54ZM65 126H66V124H65ZM81 126V125H80ZM98 126V125H97ZM155 126V125H154ZM158 126V125H157ZM252 126V127H253ZM8 126H6V128H7ZM45 127H46V124H45ZM53 127V126H52ZM61 127V126H60ZM74 127H77V126H74ZM144 127V128H145ZM159 127V126H158ZM252 128V131H249L250 132V134L248 135V136H246L245 137V139H247V141H246V143H248L249 145H250V147H253V149H255V151L254 152H256V154H257V156H258V161H257V159H255V161H256V163H254V169H256L257 170V172H258V174H261L260 175V177H262V175L264 174L263 172L264 171H262V169H264V148L263 147H261V148H259V147H257V145L258 144H260L262 141H264V139H262V138H264V126H258V127H256V129H258V128H261L260 129V131H258L257 133L255 132V128ZM0 128H2L3 130H5V127L3 128L2 126H0ZM9 128V127H8ZM41 128H42V126H41ZM50 128H51V126H50ZM67 128V127H66ZM68 128V129H69ZM86 128V127H85ZM85 128L83 129V130H85ZM98 128H99V126H98ZM127 128V127H126ZM142 128V127H141ZM148 128V127H147ZM160 128V127H159ZM241 127H239V129H240ZM1 129V130H2ZM12 130V127L11 128H9L7 131H9V130ZM14 129V128H13ZM44 129H47V128H44ZM55 129V128H54ZM56 129H58V128H56ZM59 129H61V128H59ZM64 129V128H63ZM68 129H67V131H68ZM73 129V128H72ZM75 129H77V128H74V130ZM82 129V128H81ZM81 129H79L78 128V131H80ZM102 129V128H101ZM132 129V128H131ZM135 129L132 131V132H134L135 131ZM150 129H151V127H150ZM246 129V128H245ZM244 129V130H245ZM247 129H249V130H251L250 129V127H247ZM0 130V163H1V156L5 153V151H8L7 150V148H4V146L5 145H3V141H5L6 143L7 142H9L10 140H13L14 141V139L12 138V139H10V140H8V141H6L5 140V137L4 136H2V132L3 131H1ZM10 130V131H11ZM15 130H17V128H15ZM94 130V129H93ZM10 131H9V133H10ZM33 131H34V129H33ZM43 131V130H42ZM50 131V130H49ZM66 131V132H67ZM72 131V130H71ZM95 131V130H94ZM129 131V130H128ZM137 131L138 132H140L139 134H137ZM143 131H144V129H143ZM153 131V130H152ZM241 131V130H240ZM239 131V132H240ZM16 132V131H15ZM15 132L13 133V134H15ZM27 133H28V131H26ZM52 132H54V131H52ZM58 132H59V130H58ZM58 132H57V134H58ZM61 132H63V135H61V136H64V130L63 131H61ZM82 132H84V131H82ZM86 132V131H85ZM162 132V131H161ZM248 132V133H249ZM6 133V132H5ZM9 133H7V134H9ZM68 133V132H67ZM72 133H73V131H72ZM74 133H75V131H74ZM73 133V134H74ZM89 133V132H88ZM87 133V134H88ZM91 133V132H90ZM96 133V132H95ZM100 133V132H99ZM130 133V132H129ZM243 133V132H242ZM11 134V133H10ZM9 134V135H10ZM36 134H39V132L38 133H36ZM44 134H45V132H44ZM55 134V133H54ZM55 135V136H58L59 134H60V132H59V134L58 135ZM77 134V133H76ZM105 134H107V132H105ZM109 134V133H108ZM118 134V133H117ZM165 133H163V135H164ZM245 134H246V132H245ZM19 135V134H18ZM26 135V134H25ZM40 135V134H39ZM46 135V137L48 138V136H47V134H45ZM44 135V136H45ZM52 135V134H51ZM50 135V136H51ZM66 135V134H65ZM70 135V134H69ZM69 135H67V136H69ZM78 135V134H77ZM77 135L75 136V135H72V136H70L69 138H64V139H62L63 141H65V139L66 140H68L70 143H73V146H72V149L75 147L76 148V146H74V144L76 145V144H79V145H83L85 142L83 141L84 139H80L79 137L78 138H76L77 137ZM89 135V134H88ZM87 135V136H88ZM91 135V134H90ZM104 135V134H103ZM118 135H120V134H118ZM117 135V136H118ZM122 135H124V133L122 134ZM125 135H127V134H125ZM133 135V134H132ZM160 135V134H159ZM243 135H244V133H243ZM30 136V133H28V135H27V137H25V138H28V139H25V140H28V142H32V143H34L35 141L37 142L38 140H36L37 138H35L34 139V137H29ZM43 136V135H42ZM75 136V137H74ZM82 136V134H80V137ZM92 136V138H93V135H91ZM106 137H108L109 138V135H105ZM113 136H115V135H113ZM121 136V135H120ZM120 136H118L119 138H120ZM137 136V137H136ZM161 137H162V135H160ZM9 137V136H8ZM21 137H22V134H21V136H20V138L17 136V138L16 139H19V141H20V139H21ZM23 137H24V133H23ZM22 137V139H21V141L24 143L25 142V140L23 141V138ZM40 138H41V136H39ZM60 136H58V138H59ZM85 137V136H84ZM110 137H111V135H110ZM123 137V136H122ZM166 137V136H165ZM241 137H242V135H240V139H241ZM11 138V137H10ZM46 138V140H49V138L47 139ZM95 138V137H94ZM93 138V139H94ZM98 138H101V137H98ZM97 138V139H98ZM111 138H113V137H111ZM31 139V140H30ZM32 139H34L35 141L33 142V140ZM44 139V138H43ZM42 139V140H43ZM54 139V138H53ZM52 139V141L54 142V140ZM93 139H91V140H93ZM104 139V142L106 141L105 140V138H103ZM102 139V140H103ZM114 139V138H113ZM121 139V138H120ZM124 139V138H123ZM163 139V140H162ZM30 140V141H29ZM55 142H59L58 141V139L57 138H55ZM61 140V141H62ZM91 140H89V141H91ZM101 140V141H102ZM109 140V139H108ZM116 140V139H115ZM118 140V139H117ZM122 140V139H121ZM131 139H130V141H132ZM166 140V139H165ZM242 140H244V136H243V139ZM62 141V142H63ZM111 141V140H110ZM109 141V142H110ZM124 141V140H123ZM126 141V140H125ZM127 141H129V140H127ZM21 142V143H22ZM35 142V143H36ZM61 142V143H62ZM67 142V141H66ZM93 142V141H92ZM109 142H108V144H109ZM241 142H243V141H241ZM43 143V144H42ZM41 143V141H38V143H37V145H36V147H38L39 145L38 144H42V147L40 146V150H38V152L40 151V154H41V156H42V158L45 160V161H50V159H55L56 161H57V159H58V161L60 160V158H62V157H65L66 158V155L68 156V154H67V152H61V150L59 151V150H57L56 148H57V146H55L51 141H44V142H42ZM61 143H60V145H61ZM64 143V142H63ZM68 143V142H67ZM94 143V142H93ZM103 143V142H102ZM111 143V142H110ZM125 143V142H124ZM244 143V142H243ZM5 144V143H4ZM15 144V143H14ZM87 144H88V142H87ZM91 144V143H90ZM96 144H98V143H96ZM100 144V143H99ZM112 144V143H111ZM123 144V143H122ZM129 144V143H128ZM134 144V143H133ZM16 145V144H15ZM23 145H25V146H27V145H29V147L28 148H21L20 146H16V149H15V147L14 146H12V143H11V146L12 147H14V149L15 150H17V149H19V152H21L22 154L21 155H16L15 154V152H14V155H16L15 157H14V161L13 162H9L8 160H6V159H4V162L5 163H7V164H9L10 163V169L8 168V169H4L1 165H0V175L3 177V178H5V180H4V183L7 181V178H8V182H6L5 183V185H7V183H9V179H10V183L12 184H15L14 183V180H15V176L17 177V176H21L22 177V179H23V176H25L24 178L25 179H29V176L34 172V171H36L37 170V168H39L40 166H36V162H33V160L30 158V156H34L35 154H33V153H35V151L37 152V149H36V147L34 146V145H32L31 144V146H34L35 147V149H30V144H28L27 143V141L25 142V144H23ZM43 145H44V148H43ZM57 145H59V144H57ZM63 145V144H62ZM67 145V144H66ZM68 145H69V143H68ZM72 145V144H71ZM89 145V144H88ZM105 145H107V142H106V144ZM131 145V144H130ZM129 145V146H130ZM135 145H137V144H135ZM248 145V146H249ZM256 145V146H255ZM63 146H65V145H63ZM78 146V145H77ZM85 145H83V147H84ZM100 146V145H99ZM101 146H103V145H101ZM108 146V145H107ZM123 146H124V144H123ZM244 146L246 147V145L244 144ZM7 147H10V146H8L7 145ZM17 147H20V148H17ZM67 147V146H66ZM86 147H88V146H85V148L84 149H86ZM90 147H92L91 145H90ZM104 147V146H103ZM109 147H111V149H112V147L113 146H111V145H109ZM115 147V148H116ZM255 147V148H254ZM11 148V147H10ZM43 148V149H42ZM61 148L63 149L64 148V150L66 151V149H67V151H70V150H68V147L65 149V147H62L61 146ZM74 148V149H75ZM93 148V147H92ZM92 148H88V149H86L87 151L88 150H90L91 152H93V151H98V150H96V149H98V147L96 148L95 147V149H93V150H91ZM100 148V147H99ZM105 148H107L106 146L104 147V149ZM122 148H124V147H122ZM128 148V147H127ZM23 150V151H21V150ZM27 149V150H26ZM30 149V150H29ZM70 149V148H69ZM71 149V150H72ZM77 149H80V148H76V150ZM81 149H82V147H81ZM80 149V151H83V150H81ZM108 149V148H107ZM125 149V148H124ZM249 149V148H248ZM256 149H258V150H256ZM26 150V151H25ZM100 150V149H99ZM106 150V149H105ZM105 150H103L104 152H102V148H101V151L100 152H98V153H101V154H105V153H107V152H105ZM33 151V152H32ZM74 150H72V152H73ZM87 151H86V153H87ZM108 151V150H107ZM109 151H111L110 149H109ZM119 151H118V153H119ZM183 151V150H182ZM9 153L11 152V151H8ZM13 152V151H12ZM18 152V150H17V153H19ZM24 152V153H23ZM26 152V153H25ZM29 152H31L32 154H30ZM37 152V154L36 155H39V153ZM79 152V151H78ZM77 152V153H78ZM115 152H117V151H115L114 150V153ZM129 152H130V154H129ZM81 153V155L80 156H77V158H79V160L81 161V159H87V158H92V157H89V156H91V155H93V156H96V154L94 155V154H91L90 155V153L88 152L87 154L88 155H86V154H84L83 152H80ZM79 153V154H80ZM94 153V152H93ZM111 153H113V151H111ZM110 153V154H111ZM124 153V154H123ZM11 154V156L13 155V153H10ZM30 154V155H29ZM35 155V156H36ZM106 155V154H105ZM107 155H109V154H107ZM112 155H114V154H112ZM119 155V154H118ZM154 155V156H155ZM10 156V157H11ZM70 156V155H69ZM69 156H68V158H69ZM72 156V155H71ZM70 156V157H71ZM98 156H100L99 154H98ZM102 156V155H101ZM110 156V155H109ZM115 157H116V153H115V155H114ZM113 156V157H114ZM139 156V157H140ZM154 156H152V157H154ZM3 157H5V158H7L6 156H3ZM103 159H102V157H99V158H101L102 160H106V163L107 164H105V166H107L108 165V160L106 159V157L103 155ZM112 157V156H111ZM110 157V158H111ZM118 157V156H117ZM136 158H139V157H137V156H135ZM144 157V158H145ZM42 158H40L39 157V159L41 160ZM67 158V159H68ZM76 158V157H75ZM74 157H73V159H75ZM128 158V157H127ZM135 158V159H136ZM154 158H156V157H154ZM157 158H156V160H157ZM8 159V158H7ZM72 159V160H73ZM95 159V158H94ZM94 159H93V161L92 162H94L95 163V161H94ZM109 159V158H108ZM113 159V158H112ZM117 159L118 158H115V160H116V162H117ZM129 159H131V158H128V160ZM152 159V158H151ZM163 159H167V158H163ZM162 159V161H165V160H163ZM71 160V159H70ZM78 160V159H77ZM77 160H75L74 162H77L76 164H74V166H77V168H75V169H72V167L70 168V169H68V176H66L68 179H70V182L72 181V180H74V184L77 186V187H79L80 189L82 188V191H83V189H86V190H88L89 192H91L92 193V195H93V193H97V192H102V193H104L105 195H109L110 193H111V191H117L119 194H121L122 196H123V194H125L126 192H125V187L124 186H122L121 185V182L119 183L118 182V179H112L111 177H109V175H108V178H104L103 176H101V172L102 171H100V170H102V169H100L99 167V170H97L98 168H96L95 167V169L98 171V172H96L95 170H92V169H94V165L92 164V165H90V166H93V168L92 169H89V164H87L86 162V164H87V167L88 168H86L84 165V167L85 168H83V166H81L79 163H78V161ZM96 160V159H95ZM97 160H98V158H97ZM96 160V161H97ZM100 160V159H99ZM123 160V159H122ZM122 160H121V158H120V163H123L122 162ZM132 160V159H131ZM148 160V159H147ZM153 160H155V159H153ZM159 160H161V159H158V161ZM178 160V159H177ZM11 161V160H10ZM37 161V160H36ZM57 161V162H58ZM82 161H84V160H82ZM88 161V160H87ZM90 161V162H89ZM88 162L91 164V160H89ZM110 161L112 162V160L110 159ZM109 161V163H111ZM132 161H134V159L132 160ZM131 161V162H132ZM136 161H140V160H136ZM136 161H134L135 163H136ZM144 161V160H143ZM142 161V162H143ZM161 161V162H162ZM38 162V161H37ZM56 162V163H57ZM60 163H61V161H59ZM58 162V163H59ZM70 162V161H69ZM74 162H71L72 164L74 163ZM105 161H103V163H104ZM118 162H119V160H118ZM150 162H152V161H150ZM154 162V161H153ZM156 162V161H155ZM160 162V161H159ZM42 163H43V161H42ZM42 163H40V164H42ZM82 163V162H81ZM133 163V162H132ZM132 163H131V165H132ZM148 163V162H147ZM163 163V162H162ZM179 163V162H178ZM69 163H67V165H68ZM82 164H84V163H82ZM85 164V165H86ZM95 164V165H96ZM102 164V163H101ZM112 164L114 165V163L112 162ZM118 164V163H117ZM124 164V163H123ZM125 164H128V163H125ZM124 164V165H125ZM152 164V163H151ZM154 164V163H153ZM51 165V166H50ZM50 165H49V167L51 168V167H54V163L53 164H51V162H50ZM53 165V166H52ZM78 165H80V166H78ZM104 165V164H103ZM111 165V164H110ZM112 165V166H113ZM120 165V164H119ZM129 165H130V163H129ZM137 165H139V164H137ZM165 165V164H164ZM220 165H222L221 163H220ZM9 166V165H8ZM59 166H63V164H59ZM58 166V167H59ZM72 166V165H71ZM115 166V165H114ZM118 166V165H117ZM116 166V167H117ZM126 166V165H125ZM144 166V165H143ZM156 166H157V164H156ZM155 166V167H156ZM169 166V165H168ZM5 167V166H4ZM154 167V168H155ZM161 167V166H160ZM160 167H158V168H160ZM7 168V167H6ZM122 168V167H121ZM121 168H119V169H121ZM130 168V166L128 167V169ZM134 168V167H133ZM138 168H142L140 165H139V167ZM157 168V167H156ZM169 168V167H168ZM221 168V167H220ZM252 168V167H251ZM41 169L42 168H39V170L41 171ZM47 169V168H46ZM57 169V168H56ZM104 169V168H103ZM106 169V168H105ZM109 169H110V167H109ZM123 169V168H122ZM148 169V167L146 168V170ZM179 169V168H178ZM253 169V168H252ZM259 169V170H258ZM52 170V169H51ZM108 170V169H107ZM111 170V169H110ZM110 170L109 171H107V173H109L110 172ZM124 170H127L126 168H124ZM123 170V171H124ZM134 170H135V168H134ZM136 170H137V168H136ZM156 170V169H155ZM181 170V169H180ZM43 171V170H42ZM41 171V172H42ZM54 171V170H53ZM58 171H59V169H58ZM99 171H100V174H99ZM105 170H103V173H105L104 172ZM114 171V170H113ZM116 171V170H115ZM114 171V172H115ZM130 171V170H129ZM141 171V170H140ZM143 171H144V169H143ZM152 171V170H151ZM150 171V172H151ZM154 171V170H153ZM157 171V170H156ZM161 171H163V170H161ZM260 171V172H259ZM51 172V171H50ZM49 171H48V173H50ZM55 172V171H54ZM138 172H139V170H138ZM174 173V170L173 171H171V173ZM111 173V172H110ZM118 173H119V170H118ZM124 173H126L127 175H128V173L127 172H124ZM134 173H137V172H134ZM140 173H142V171L140 172ZM139 173V174H140ZM147 173H149V172H147ZM263 173V174H262ZM12 174H14L13 176H14V178H13V181H11L12 180ZM42 174H46L45 172H43ZM113 174V173H112ZM130 174V173H129ZM133 174V173H132ZM131 174V175H132ZM152 174V173H151ZM181 174H182V172H181ZM56 175H60L59 173L58 174H56ZM63 175V174H62ZM114 175H116V174H114ZM125 175V174H124ZM137 175V174H136ZM140 175H142V174H140ZM155 175V174H154ZM164 175V174H163ZM45 176V175H44ZM42 177V179L43 178H45V177ZM50 176H52V175H50ZM64 176H65V174H64ZM63 176V177H64ZM106 176V175H105ZM112 176V175H111ZM130 176V175H129ZM129 176H127V177H129ZM152 176V175H151ZM252 176V175H251ZM27 177V178H26ZM38 177V176H37ZM59 177H61V175L59 176ZM62 177V178H63ZM66 177L64 178L65 179V181L67 180L66 179ZM107 177V176H106ZM118 177V176H117ZM131 177V176H130ZM133 177V176H132ZM149 177V176H148ZM155 177V176H154ZM165 177V176H164ZM164 177L163 178H160V179H163L164 180ZM183 177V176H182ZM260 177H258L256 180H258ZM31 178V177H30ZM58 178V177H57ZM136 178H138V176L136 177ZM176 178V177H175ZM21 179V178H20ZM21 179V180H22ZM25 179H24V181H25ZM36 179V178H35ZM59 179H61V178H59ZM121 179V178H120ZM120 179H119V181H120ZM128 179V178H127ZM125 180V181H130L131 180V178H130V180ZM134 179V178H133ZM149 179V178H148ZM169 179V178H168ZM188 179V178H187ZM261 179H263V177L261 178ZM260 179V180H261ZM38 180H40V179H38ZM46 180V179H45ZM54 179L52 178V181H53ZM58 180V179H57ZM116 180H117V182L120 184V185H118V183L116 182ZM121 180H123V179H121ZM158 180V179H157ZM165 180H167L166 178H165ZM164 180V181H165ZM260 180H258V181H260ZM3 181V180H2ZM18 181V180H17ZM17 181H15V182H17ZM20 181V180H19ZM18 181V182H19ZM23 181V180H22ZM21 181V182H22ZM31 181V180H30ZM42 181V180H41ZM59 181V180H58ZM132 181H134L135 183H136V185H138V182H136L135 181V179L134 180H132ZM144 181V180H143ZM159 181V180H158ZM169 181H172V179H169ZM169 181H167L168 183H171V182H169ZM221 181H222V179H221ZM40 182V181H39ZM55 182V181H54ZM62 182H64V181H62ZM61 182V183H62ZM69 182V183H70ZM124 182V181H123ZM142 182V181H141ZM140 182V183H141ZM145 182V181H144ZM147 182V181H146ZM161 182V181H160ZM190 182V181H189ZM194 182V181H193ZM4 183H2V182H0V185L1 184H3L4 185ZM27 183V182H26ZM42 183V182H41ZM41 183H40V185H41ZM44 183H46V182H44ZM47 183H49V181H47ZM53 183V182H52ZM65 183V182H64ZM128 183V182H127ZM127 183H125V184H127ZM139 183V184H140ZM148 183H149V181H148ZM147 183V184H148ZM167 183V184H168ZM10 184V185H11ZM27 184H29V182L27 183ZM30 184L32 185L33 183H31L30 182ZM30 184H29V186H30ZM35 184V183H34ZM43 184V183H42ZM54 184V183H53ZM134 184V183H133ZM142 184V183H141ZM185 184V183H184ZM259 184H260V182H259ZM3 185H1V186H3ZM5 185L3 186V188H4V190L6 189L5 188ZM10 185L8 186V187H10ZM21 185H26V184H21ZM21 185H19V186H21ZM36 185H38L37 183H36ZM39 185V186H40ZM52 185V184H51ZM63 185V184H62ZM70 185V184H69ZM75 185H73L72 186V184H71V186L74 188V186ZM118 185V186H117ZM0 186V187H1ZM19 186H18V188H19ZM26 186H28V185H26ZM54 186H56V185H54ZM60 186H61V184H60ZM261 186H263V187H261L260 188V190H259V192L261 191V190H263L264 189V183L262 182V184H261ZM7 187V186H6ZM30 187H32V186H30ZM129 187H130V183H129ZM183 187V186H182ZM189 187H191V186H189ZM3 188H0V189H3ZM35 188V187H34ZM48 188V187H47ZM52 188H53V186H52ZM69 188H70V186H69ZM127 188V187H126ZM33 189V188H32ZM70 189H72V188H70ZM147 189V188H146ZM13 190V189H12ZM26 190V189H25ZM28 190H30V189H28ZM55 190V189H54ZM60 190V189H59ZM63 190V189H62ZM129 190V189H128ZM138 190V189H137ZM148 190H150L151 191V189H148ZM9 191V190H8ZM7 191V192H8ZM11 191V190H10ZM9 191V192H10ZM27 191V190H26ZM71 191V190H70ZM72 191H74V189L72 190ZM78 191V190H77ZM77 191H75V192H77ZM129 191H131V190H129ZM132 191H133V189H132ZM153 191V190H152ZM150 192V194L151 193H153V192ZM166 191V190H165ZM182 191V190H181ZM62 192V191H61ZM79 192V191H78ZM77 192V193H78ZM87 192V191H86ZM142 192H144V191H142ZM149 191H146V193H148ZM156 192H157V189H156ZM1 193V192H0ZM14 193V192H13ZM17 193V192H16ZM34 193V192H33ZM32 193V194H33ZM83 193H85V192H83ZM88 193V192H87ZM101 193V194H102ZM114 193V192H113ZM128 193V192H127ZM145 192H144V194H146ZM158 193V192H157ZM263 193H264V190H263V192L261 191V193H259V194H262L263 195ZM26 194V193H25ZM86 194V193H85ZM161 194V193H160ZM183 194V193H182ZM11 195H12V193H11ZM10 195V196H11ZM30 195V194H29ZM33 195H35L34 197H36V194H33ZM91 195V194H90ZM97 195V194H96ZM103 195V194H102ZM113 195V194H112ZM115 195H116V193H115ZM120 195V196H121ZM127 195V194H126ZM129 195H130V193H129ZM140 195V194H139ZM142 195V194H141ZM148 195V194H147ZM154 195V194H153ZM1 196H3L2 194H0V197ZM9 196V197H10ZM13 196V195H12ZM11 196V197H12ZM18 196H22L21 194L19 195L18 194ZM94 196V195H93ZM118 196V198H119V200L121 199L120 197H119V195H117ZM117 196H115V197H117ZM121 196V197H122ZM260 196V195H259ZM4 197H7V195H5ZM26 197V196H25ZM29 197H31V196H29ZM29 197H28V199H29ZM112 197V196H111ZM124 197V196H123ZM126 197V196H125ZM143 197V196H142ZM156 197V196H155ZM165 197V196H164ZM263 198L262 199H264V196H262ZM93 198V197H92ZM95 198L97 199L98 198V196L96 197L95 196ZM108 198H110V197H108ZM107 198V199H108ZM129 198V197H128ZM159 198V197H158ZM7 199V198H6ZM11 199V198H10ZM14 199V198H13ZM35 199V198H34ZM99 199V198H98ZM97 199V200H98ZM106 199V198H105ZM104 199V200H105ZM107 199H106V201H107ZM123 199V198H122ZM121 199V200H122ZM146 199H148V198H146ZM164 199V198H163ZM165 199H167V198H165ZM164 199V200H165ZM170 199V198H169ZM182 199V198H181ZM259 199H261V198H259ZM17 200V199H16ZM103 200V199H102ZM103 200V201H104ZM126 200V199H125ZM0 201H2V199L0 200ZM22 201H24V200H22ZM33 201V200H32ZM36 201V199L34 200V202ZM63 201V200H62ZM106 201H104V202H106ZM123 201H124V199H123ZM145 201V200H144ZM4 202V201H3ZM8 202V201H7ZM6 202V203H7ZM10 202H11V200H10ZM26 202H28V200L26 199V201H24L22 204H27ZM109 202V201H108ZM135 202V201H134ZM262 202V201H261ZM20 203V202H19ZM19 203H14V204H19ZM36 203V202H35ZM35 203H33V205L35 204ZM40 203H42V201L40 202ZM56 203V202H55ZM54 203V204H55ZM122 203V202H121ZM125 203V202H124ZM146 203V202H145ZM149 203H151V202H149ZM260 203V202H259ZM1 204L3 205V203L1 202ZM21 204V205H22ZM43 204H44V202H43ZM137 204V203H136ZM139 204V203H138ZM137 204V205H138ZM142 204V203H141ZM171 204H172V201H171ZM4 205L5 206H7L5 203H4ZM11 205V204H10ZM20 205V206H21ZM24 205V206H25ZM28 205V204H27ZM40 205V204H39ZM45 205V204H44ZM43 205V206H44ZM131 205V204H130ZM261 205H262V203H261ZM9 206V205H8ZM11 206H13V208H15L16 210H17V208H16V206L15 205H11ZM15 206V207H14ZM36 206V205H35ZM172 206H173V204H172ZM4 207V206H3ZM98 207H100V206H98ZM139 207V206H138ZM141 207H143V206H141ZM161 207V206H160ZM260 207V206H259ZM262 207H263V209H264V206L262 205ZM8 208V207H7ZM7 208H6V210H7ZM18 208H20V207H18ZM21 208H22V206H21ZM24 208V207H23ZM135 208H136V206H135ZM145 208V207H144ZM10 209H12L11 207H10ZM14 209V210H15ZM35 210H36V208H34ZM33 209V210H34ZM40 209V208H39ZM39 209H37V211L39 210ZM68 209V208H67ZM131 209V208H130ZM260 209V208H259ZM6 210L4 211V212H6ZM23 210H25V209H23ZM32 210V209H31ZM31 210L29 211V212H31ZM32 210V211H33ZM34 210V211H35ZM49 210H51V208L49 209ZM70 210V209H69ZM129 210V209H128ZM26 211V210H25ZM40 211V210H39ZM38 211V212H39ZM38 212H37V214H38ZM52 212V211H51ZM103 212V211H102ZM168 212V211H167ZM170 212V211H169ZM168 212V213H169ZM264 211H259V213H263ZM7 213V212H6ZM74 213V212H73ZM76 213V212H75ZM74 213V214H75ZM121 213V212H120ZM137 213H140V212H137ZM164 213V215H166L165 213L166 212H163ZM36 214V215H37ZM93 214V213H92ZM116 214H118V213H116V212H111V213H107L106 214V216H108L109 217V220H110V217H112V219H114L113 217H117V215ZM172 214V213H171ZM174 214H176V212L174 213ZM174 214L172 215V216H174ZM23 215H24V213H23ZM25 215H26V213H25ZM40 215V214H39ZM38 215V216H39ZM128 215V214H127ZM132 215L133 216H138L139 217V215L138 214H136V213H134L133 211H132ZM118 216H121V215H118ZM168 216H169V214H168ZM177 215H175V217H176ZM186 216V215H185ZM188 216V215H187ZM186 216V217H187ZM33 217V216H32ZM41 217H42V215H41ZM76 217H78V214H77V216ZM76 217H75V219H74V217L72 218V221H73V219H74V221L75 220H77L76 219ZM197 217V216H196ZM5 218V217H4ZM28 218V220H30L31 219V217H30V219H29V217H26V219ZM54 218V217H53ZM52 218V219H53ZM70 218V217H69ZM117 218H121V217H117ZM146 218V217H145ZM171 218V217H170ZM12 219V218H11ZM79 219V218H78ZM111 219V220H112ZM122 219V218H121ZM135 219V220H134ZM150 219V218H149ZM260 219V220H259ZM1 220L2 219H0V222H1ZM32 220V219H31ZM30 220V221H31ZM41 220H43L44 221V219H40V221ZM57 220V219H56ZM81 220V219H80ZM80 220H78V222L80 221ZM116 220V219H115ZM129 220V219H128ZM127 220V221H128ZM133 220V223H135V221H137V219L136 218H133L132 219ZM151 220V219H150ZM260 222H259V221ZM258 225H260L261 226V223H263L264 224V222H262L261 221V218H258ZM3 221V220H2ZM50 221V220H49ZM71 221V220H70ZM70 221H68V223H70ZM71 221V223H73ZM117 221V220H116ZM127 221H125V222H127ZM131 221V220H130ZM130 221H128V222H130ZM152 221V220H151ZM255 221H256V217H255ZM55 222V223H54ZM53 223L56 225L57 224V226H59L58 224L60 223L59 221H57V223H56V221H54ZM83 223H84V221H82ZM115 222V221H114ZM120 223H124L123 221H119ZM140 222V221H139ZM156 222V221H155ZM160 222V221H159ZM194 222V221H193ZM34 222H30V225H32ZM53 223H51V224H53ZM153 223H154V221H153ZM161 223H163V222H161ZM174 223V222H173ZM176 223V222H175ZM174 223V225H176ZM178 223V222H177ZM187 223V222H186ZM93 225H95V223H92ZM92 224H90L93 228L92 229H94V226L92 225ZM126 224V223H125ZM128 224H130V223H128ZM128 224H126V225H128ZM163 224H165V223H163ZM30 225L29 224H27L25 221H24V219H23V216H21V215H17V216H15L14 218H13V222H12V224L11 225H8L6 228H0V264H50V262H52L53 260H51L50 262H49V260H50V258L51 259H53V258H58V259H65V261H69V262H74L75 260L74 259H72L73 257V255H70L69 253V251H71V250H69V249H67V247L66 246H64L63 244L64 243H68V242H62V241H64V239H65V233H63V234H61V232L62 231H60V233H58L57 235L55 234V233H57L58 231H56L55 229H54V227H53V229H49V230H51L50 232H49V230L47 229V227H49V226H47L45 229H46V231H48V232H42V230H41V232H42V236H43V234H45V235H47V236H43V237H40V238H37V237H35V236H33L31 233H30ZM35 225H36V223H35ZM61 225V224H60ZM74 225H76V224H74ZM97 225V224H96ZM136 225V224H135ZM154 225H156L155 223H154ZM158 225V224H157ZM162 225V224H161ZM166 225V224H165ZM165 225H163V226H165ZM2 226V225H1ZM33 226V225H32ZM46 226V223H45V225H44V227ZM78 226V225H77ZM76 226V227H77ZM80 226V225H79ZM78 226V227H79ZM124 226V225H123ZM171 226V225H170ZM188 226V225H187ZM259 226V227H260ZM44 227H43V230H44ZM73 227H75V226H73ZM73 227H72V225L70 226V228L72 229V231H74L75 232V230H73ZM90 227V226H89ZM96 227V226H95ZM125 227V226H124ZM126 227H128V226H126ZM132 227H134V226H132ZM132 227H131V229H132ZM136 227H137V225H136ZM144 228H145V226H143ZM167 227H168V225H167ZM174 227V226H173ZM183 227V226H182ZM184 227H186V226H184ZM262 227V226H261ZM63 228V227H62ZM80 228V227H79ZM81 228H83V227H81ZM138 228V227H137ZM136 228V229H137ZM156 228V227H155ZM203 228V227H202ZM3 229H7V230H3ZM32 229V228H31ZM42 229V228H41ZM75 229V228H74ZM77 229V228H76ZM87 229V228H86ZM85 229V230H86ZM98 229H100L101 231L99 232V235L96 237V239H91L90 241H89V239H87V238H85V240H87V242L89 241V242H94V240H95V244L93 245V246H89V245H87V243L85 244V243H82V245H81V243H80V241L79 240H77L78 238H81V237H78V238H72L71 239V237H70V242L69 243H71V244H73L74 246H76V245H78L77 247H76V249H78L79 248V251H80V253L81 252H83L84 253V255H88L89 253V251H91L92 249H94V250H92V251H94V252H90V255H91V253H93L92 255L94 256L95 254H97V253H95V251H97V252H99L100 250H105V252H106V248H108L107 246L108 245H110V240H108L107 241V238L109 239V237L107 236L108 235V233L110 232V230L112 231L113 230V228L111 227V229H110V227H108V225L107 224H103L102 226L101 225H99L98 226ZM108 229V230H107ZM110 229V230H109ZM125 229H127V228H125ZM128 229H130V227L128 228ZM127 229V230H128ZM138 229H140V228H138ZM167 229V228H166ZM186 229V228H185ZM55 232H54V231ZM107 230V231H106ZM147 230V229H146ZM171 230V229H170ZM53 231V232H52ZM64 231V230H63ZM70 231V230H69ZM68 230H67V232H69ZM89 232H90V230H88ZM93 231V230H92ZM91 231V232H92ZM116 231V230H115ZM115 231H113V232H115ZM126 231V230H125ZM140 231H142V230H140ZM176 231H178V230H175V232ZM180 232H182V230H179ZM33 233H34V231H32ZM36 233V235H38L37 233H41V232H37V231H35ZM52 232V233H51ZM66 232V233H67ZM85 232V231H84ZM127 232V231H126ZM131 232H133V231H131ZM151 233H153L152 231H150ZM165 232V231H164ZM167 232H168V230H167ZM173 232H174V230H173ZM183 232H185V231H183ZM50 233V235H48ZM75 233H77V232H75ZM74 233V234H75ZM144 233V232H143ZM151 233H149V229L147 230V234H151ZM34 234V235H35ZM53 234H55V236L53 235ZM73 234V233H72ZM125 234V233H124ZM128 234V233H127ZM133 234V236L135 235V236H137L136 234H135V232L134 233H132ZM161 234V233H160ZM174 235H175V233H173ZM177 234H179V232L177 233ZM185 234V233H184ZM187 234V233H186ZM260 234V233H259ZM76 235V234H75ZM75 235H74V237H75ZM126 235V234H125ZM141 235V234H140ZM143 235V234H142ZM141 235V236H142ZM145 235V234H144ZM152 235V234H151ZM150 235V236H151ZM179 235H182L181 233L179 234ZM189 235H191V234H189ZM73 236V235H72ZM77 236H78V233H77ZM127 236V235H126ZM131 236V235H130ZM153 236H155V235H153ZM152 236V239L154 238ZM170 236H172V235H170ZM177 237H180V236H178V235H176ZM176 236H174V237H176ZM182 236H184V235H182ZM193 237H195L194 235H192ZM206 237H207V235H205ZM259 236V235H258ZM35 239H34V238ZM128 237H129V234H128ZM132 237V236H131ZM156 237H158V236H156ZM167 237H168V235H167ZM173 237V236H172ZM174 237H173V239H174ZM187 237H189V236H187ZM192 237V238H193ZM247 237V236H246ZM111 238H112V236H111ZM110 238V239H111ZM125 238H127V237H125ZM150 238V237H149ZM165 238V237H164ZM169 238H171V237H168V239ZM181 238H186L185 236L184 237H181ZM195 238H197V237H195ZM254 238V237H253ZM261 238H263V237H260L259 239L261 240ZM140 239V238H139ZM146 239V238H145ZM156 239H158V238H156ZM178 239H180V238H178ZM264 239V238H263ZM133 240V239H132ZM158 240H161V239H158ZM167 240V239H166ZM260 240H259V244L261 245V247L264 249V246H262V244H264V242L262 241V244L260 243ZM136 242H137V240H135ZM149 242H148V244H151L152 242H154L155 244H156V242L155 241H153V240H148ZM173 241V240H172ZM172 241H170V244L172 245ZM191 241H192V239H191ZM190 241V242H191ZM205 241V240H204ZM47 242H49L48 244H50L51 242H52V244H53V246L51 247V248H48V250L46 249V250H37L38 248H40V247H42V246H44V245H46L47 244ZM80 243V244H77V243ZM169 242V241H168ZM167 242V243H168ZM172 242V243H171ZM178 242V241H177ZM40 243H44L43 245H39V246H36L35 244H40ZM117 243V242H116ZM153 243V244H154ZM159 243V242H158ZM164 243V242H163ZM165 243H166V241H165ZM166 243V244H167ZM182 243H184V242H182L181 241V245L180 246H183L182 245ZM47 244V245H48ZM70 244V245H71ZM101 244H105V248L104 247H99ZM138 244H139V242H138ZM154 244V245H155ZM165 244V245H166ZM170 244H169V246H170ZM173 244H175V243H173ZM201 244V243H200ZM46 245V246H47ZM137 245V243H135V246ZM159 245H161L162 246V244H159ZM164 245V244H163ZM176 245H178V243L176 244ZM185 245V244H184ZM189 245V244H188ZM187 245V246H188ZM205 245V244H204ZM256 245H258V244H256ZM74 246H73V249H74ZM151 246V245H150ZM153 246V245H152ZM156 246H157V244H156ZM187 246H186V248H187ZM197 246V245H196ZM202 246V245H201ZM206 246V245H205ZM204 246V247H205ZM70 247H72V246H70ZM69 247V248H70ZM111 247H113V246H111ZM172 247V246H171ZM258 247H260V246H258ZM155 248L156 249H158V247H151L150 249H153V251H152V253L155 251ZM162 248H163V246H162ZM160 249V252H161V250H164V249ZM193 248V247H192ZM198 248V247H197ZM203 248V247H202ZM261 248V249H262ZM75 249V250H76ZM149 249V248H148ZM165 249H167V248H165ZM181 249H183L184 250V248H182L181 247ZM181 249H179V250H181ZM188 249V248H187ZM195 248H193V250H194ZM201 249V248H200ZM255 249H256V247H255ZM261 249L259 248V251H261ZM262 249V250H263ZM144 250V249H143ZM145 251V250H144ZM151 251V250H150ZM149 250H148V252H150ZM166 251V250H165ZM165 251H164V253H165ZM186 251H189V250H186ZM67 252H69L68 254H69V256H71L70 258H68L67 256H65V254L67 253ZM73 252V251H72ZM71 252V253H72ZM75 252V251H74ZM157 252H158V250H157ZM159 252V253H160ZM163 252V251H162ZM161 252V253H162ZM182 253H183V251H181ZM151 252L149 253V255H152L153 256V258H155V260L157 259V258H159L158 256H160V257H163V258H165V256H166V258L165 259H168L169 261H170V259H172V258H170L172 255L170 254L169 255V253L167 252L166 254H168V255H164V253H162V255H161V253L160 254H156V252L155 253H153L152 254ZM182 253H180V254H182ZM62 254L64 255V257L63 258H61L62 257ZM73 254V253H72ZM145 254V253H144ZM154 254H156V255H154ZM205 254V253H204ZM210 254V253H209ZM58 255H59V257H58ZM83 254H81V257H83L84 256ZM91 255V256H92ZM146 255V254H145ZM182 255H184V254H182ZM80 256V255H79ZM97 255H95L94 257L95 258H93V259H95L94 261H96V259H98L97 257H96ZM147 256H148V254H147ZM151 256V257H152ZM156 256V257H155ZM88 257V256H87ZM100 257V256H99ZM150 257V256H149ZM150 257V258H151ZM255 257V256H254ZM257 257V256H256ZM76 258V257H75ZM108 258V257H107ZM206 258V257H205ZM63 259V260H64ZM68 259V260H67ZM78 259V258H77ZM76 259V260H77ZM79 259H81V258H79ZM82 259H84V258H82ZM87 259V258H86ZM90 259V258H89ZM100 259V258H99ZM141 259V258H140ZM147 259H149V258H147ZM147 259H145V260H147ZM165 259H163V264L166 262V263H168L169 261L168 260H165ZM59 260V261H60ZM71 260V261H70ZM74 260V261H73ZM85 260V259H84ZM128 260V259H127ZM126 260V261H127ZM142 260V259H141ZM150 260H152V262H153V260L154 259H150ZM165 260V261H164ZM173 261H170V262H172V264L174 263V261L176 262L177 260L174 258V259H172ZM241 260V259H240ZM239 260V261H240ZM79 261V260H78ZM94 261H92V263L94 262ZM136 261V260H135ZM143 261V260H142ZM160 261V260H159ZM168 261V262H167ZM179 261V260H178ZM181 261V260H180ZM238 261V262H239ZM54 262V261H53ZM69 262H67V263H69ZM114 262V261H113ZM151 263V261L149 262V261H146V263ZM156 262H158V261H154L153 262V264L155 263L156 264ZM189 262V261H188ZM79 263V262H78ZM115 263V262H114ZM140 263H141V261H140ZM159 263H162V262H159ZM165 263V264H166ZM185 263V262H184ZM86 264V263H85ZM97 264V263H96ZM117 264H119V263H117ZM120 264H121V262H120ZM170 264V263H169ZM176 264V263H175ZM188 264V263H187Z\"/></svg>",
    "mask_w": 264,
    "mask_h": 264
}]
</instances>
